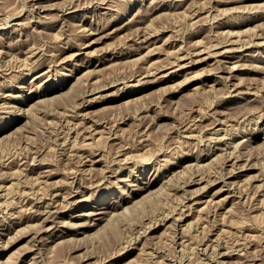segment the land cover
<instances>
[{"label": "rangeland", "instance_id": "1", "mask_svg": "<svg viewBox=\"0 0 264 264\" xmlns=\"http://www.w3.org/2000/svg\"><path fill=\"white\" fill-rule=\"evenodd\" d=\"M107 1H109V0H37V1L36 0H0V14H1L0 15V44H1L0 45V48H1L0 54H2V56L0 55V59H1L0 60V69H1L0 70V96L2 94V96L0 97V131H2L4 128H6V126H8L9 124L12 125L7 130L0 132V177L2 178V179L0 178V185L2 184L0 186V188L4 187V188L0 189V205H1L2 201H5L0 206V212L2 211L0 213V221L2 220V222L4 223V224L0 223V228H1L0 229V232H1L0 233V236H1L0 237V240H1L0 241V264H6V263H8V264H32V263L33 264H59L60 262H61L60 264H62V263H64V264H180V263L181 264H187L188 263L189 264L190 262H192L193 264H205V263L207 264L209 261L212 264H221L222 262H225V264H248V263H250V264L262 263L263 264L264 260L262 258H264V255H263V253H264V251H263L264 250V248H263V246H264V236H263L264 231H262V230H264V222H262V221H264V218H263V215H264L263 214L264 213V207L263 206H264V204L262 203V200L264 199V191H263L264 190L263 189L264 188V186H263L264 185V179H263L264 178V133H263L264 132V128H263L264 127V121H263L264 117L261 114L264 113V62H263L264 61V41H263L264 40V17H263L264 16V8H263L264 3L261 4V2L262 1L264 2V0L260 1V5L257 4L258 6L255 7V9H257V10H255V12H253L254 10H252V9H254V7L249 9L250 7L247 4L249 2L247 0H227L228 3H222V2L219 3V0H216V1L213 0L212 2H211V0L210 1L205 0V2L203 0L201 2V4L199 2L200 0H198V1L193 0L194 2L192 0H186L185 5H183V6H180V7L177 6V8H175L176 6H173L175 8V10L172 6L164 7V9L159 10L158 13H154L155 15L154 14L151 15L152 7H158L157 5H159V7H160V5H163V3H166V2L168 3V1H171V0H161V2H160V0H156V1H158L156 3H155V0H151V3H149L150 0H121V1L120 0H110L109 2H107ZM162 1H163V3H162ZM223 1H226V0H223ZM33 2L34 3L37 2V3L34 4ZM92 2L93 3L95 2V3L93 4ZM206 2H208V4L211 5V7ZM32 3L34 5H32ZM50 3H52L53 5ZM110 3H112V4H110ZM194 3H197L198 6H196V4L194 6ZM256 3H259V1ZM54 4L56 6H54ZM150 4H152L153 6ZM187 4H191V5H188V7H187ZM203 4L204 5L207 4V5L204 6ZM213 4L214 5L217 4L218 6L217 5L214 6ZM250 4L251 3H249V5ZM38 5H39V7H38ZM42 5H43V7H41ZM149 5H150V7H149ZM34 6H36V8ZM192 6L195 8H192ZM199 6H201V7H199ZM259 6L261 7V9ZM50 7H51V9H50ZM219 7H221L222 10ZM59 8H60V10H59ZM145 8H146V10H145ZM148 8H150V11ZM198 8H199V10H198ZM213 8L214 9L216 8V10H214ZM217 8H219L221 10V12ZM224 9H225V11H224ZM247 9H248V11H247ZM189 10H190V12H189ZM204 10H207V11H204ZM168 11H169V13H171V15L168 13ZM173 11H174V13H173ZM195 11H196V13H195ZM245 11H247V12H245ZM32 12H34V13H32ZM89 12H90V14H89ZM207 12H208V14H207ZM210 12L212 13L213 16H217V17H215V20H214V17L211 15ZM249 12H251V14ZM122 13L125 15H123ZM185 13L187 15H185ZM188 13H189V15H188ZM190 13H193V16ZM260 13H262V14H260ZM16 14H17V16H16ZM148 14H150V15L148 16ZM157 14H159V15H157ZM27 15L28 16L30 15V17H28ZM3 16L6 19H8L7 23H6V19L2 18ZM73 16H75V17L73 18ZM150 16L151 17L154 16V17L151 18ZM189 16H192L193 19H191L192 17L189 18ZM207 17L213 18V20L212 19L211 20L215 23H211L212 21L210 19H208ZM132 18L138 20L139 21V22H137L138 24L134 23L135 24V25L133 24L134 26H132L131 24H130L131 26L127 25L125 27V29H123L122 31L119 32V34L113 33V31H114L113 29L118 28V26L122 27V25H124L125 22H128ZM19 19H20V21H19ZM145 19H147V20H145ZM118 20H119V23H118ZM151 21H152V23H150ZM221 21L224 23V24L222 23L223 29L221 30L224 33H222V35L219 36L220 35L219 32H221V31H219L220 29L216 28V26H217V22L221 23ZM2 22L4 24H2ZM140 22L141 23L143 22V23L141 24ZM145 22H146L147 26L144 25ZM147 22H148V24H147ZM204 23H206V24H204ZM233 23H234V25H233ZM149 24L151 27L149 26ZM96 25H98V26H96ZM85 26H87V27H85ZM90 26H92V27H90ZM104 26H105V28H104ZM141 26H144V28L146 30L148 29L147 31H149L150 33L153 31H156L155 33H157L158 31L160 32V33L158 32L157 34L154 35L155 40L157 37L160 38V39L157 38L158 40H160V42H158V45H156V46H159L162 42H164L163 38L165 39V43H163L162 46L160 45L159 47H157L156 50L155 49L152 50V54L148 51L149 49H146L143 46H140V43H139L141 41L140 37L145 33L144 31H146ZM197 26H198V28H197ZM84 27L87 28L86 32L82 30V29L85 30ZM100 27H102L103 29ZM133 27L134 28L136 27L137 29L136 28L131 29ZM156 27L159 28L160 30L157 29ZM162 27H163V29H162ZM164 27H165V29H164ZM194 27H196V28L194 29ZM93 28H94V30H93ZM149 28H155V29L149 30ZM200 28H201V30H199ZM140 29H143V30H140ZM196 29H197V31L198 30L199 31L197 32ZM78 30H79V32H78ZM211 30H213V31H211ZM95 31L98 34L93 35L90 40H87L88 41L87 42L86 38L88 37L90 32L92 33ZM109 31H112V34H111L112 38H110V37L100 38L99 37V36L102 37L103 35L110 33ZM131 31L132 32L135 31L134 33H132L133 35H131ZM137 31H138V33H137ZM163 31H164V34H163ZM260 31H262V32H260ZM82 32H84V33H82ZM88 32H89V34H87ZM194 32H196V33H194ZM134 34H137V35H134ZM107 35H109V34H107ZM138 35H139V38H138ZM159 35H160V37H159ZM258 35H259V37H258ZM131 36H132V39H131ZM169 36H171V38H167V39H169L170 41L166 39V37H169ZM216 36H217V39L215 38ZM250 36L251 37L253 36V37L250 38ZM134 37H136V38H134ZM161 37H162V39H161ZM178 37H179V39H178ZM234 38H236V39L234 40ZM247 38H249V40H246ZM237 39H238V41H236ZM240 39H241V42L239 43ZM257 39L260 40V42ZM25 40H27V42ZM216 40H218V42L220 40L223 41L222 42L223 44H225L227 42L226 40H228V41L234 40L235 44H233L232 47L237 48V49L240 48V49H238V51H237L238 53H237L236 52L237 49L232 48L235 52H232L229 55L233 56L235 54L234 56L235 57L239 56V58L244 55V57L241 58L242 61L238 58L232 59V63L235 62L233 65L238 63L236 66H239V67H237L238 69H235L234 75L231 76L229 79H226L227 77H229L228 75H230L228 72L230 71L231 68H228V67L229 66L234 67V66H231L232 65L231 62L226 63L225 62L226 60H224L222 62V64L219 63V64H216V66H215V64H214V66L213 65L212 66L211 65H201L197 68H194V69L188 71L187 73H185V72L181 73L179 76L175 77V80L173 79L172 81H166V82L161 81V83H160V81L155 82V80L158 79L157 76H159V74H161V75L164 74L165 70H162V71L158 70L156 72V70H153V68H151V67H154V66L157 67V65L158 66L162 65L164 62H166L167 64L170 63L169 65H172L176 59L175 57H178L179 55H181L180 54L181 51L193 50L191 52V53H193L195 51V49H197L198 46L200 45L199 44L200 42H201V45L199 47H201V46L205 47V45H207V47H205V48L208 49L209 48L208 45L210 47H212L215 44H217V46L220 47V45H222V43L219 42V44H218V42H216ZM242 40H244V41H242ZM72 41H73V43H72ZM134 41H136V42H134ZM137 41H139V42H137ZM198 41H200V42H198ZM246 41H248V42H246ZM17 42H19V43H17ZM86 42L89 43L90 46L85 47L84 50L76 57V60L74 58H70L71 53L76 52L74 50L63 54V50L65 48H67L68 46L72 45L75 47L77 44V48H78L81 46V44L86 43ZM196 42L198 45L196 44ZM252 42H254V43H252ZM257 42H258V44H257ZM15 43H17V44H15ZM22 43H23V45H22ZM138 43H139V45H138ZM241 43H243V44H241ZM25 44H27V45H25ZM228 44H230V43H228ZM239 44H241L242 46L241 45L239 46ZM253 44H255V46ZM31 45H34V46L31 47ZM63 45L64 46L66 45V46L63 47ZM245 45L246 46L249 45V46H247V49H246ZM9 46H11V48ZM14 46H16V47H14ZM115 46H117V48ZM120 46H122V47L120 48ZM174 46H175V48H174ZM182 46H183V48H182ZM215 46H214V48H215ZM217 46L215 48L216 50H218L217 48H219ZM19 47L20 48L22 47L21 48L22 51H20L21 49ZM112 47H114V48H112ZM258 47H260V49ZM33 48L36 49L38 51V53L40 52V54L36 53L37 51H35ZM59 48H61V50ZM8 49L10 52L8 51ZM56 49H58V50H56ZM74 49H76V48H74ZM176 49H177V51L180 52V53H176L178 55L174 54V51L177 52ZM179 49H181V50H179ZM261 49H263V50H261ZM110 50H112V51H110ZM121 50H122V52H121ZM239 50H242V51H239ZM249 50H250V52H249ZM257 50H259V51H257ZM7 51H8V53H7ZM16 51H20V52H16ZM105 51H106V53H105ZM115 51H118V52H115ZM146 51H147V53H146ZM171 51H173V52L170 53ZM213 51H214V49H213ZM27 52L29 53L28 55H27ZM56 52H57V54L54 55ZM60 53L62 56L60 55ZM186 53H188V52H186ZM15 54L18 58L15 56ZM50 54L53 55V58H52V55H50ZM66 54L67 55L69 54L68 55L69 59H68V56H65ZM118 54L119 55L122 54V56H120V58L117 59V61H115V64L117 63L116 65L114 64V66L113 65L109 66V63H108L105 67L101 68L99 71L94 70V68H93L92 69V70H94L93 72H97V73H93V72L88 73V74H91L90 76H88L87 72H91L90 70L92 67L90 68V67L81 66V64H83L84 62H85L84 64H86L88 62V60H90V59L97 60V59H99L101 57H105V56H106L105 58H107V57L110 58L111 55H118ZM146 54L149 58L147 56H144ZM148 54H150V56ZM169 54H171V55H169ZM57 55H58V57H57ZM30 56H32V57H30ZM54 56H55V58H54ZM169 56L171 59L169 58ZM122 57H124V58H122ZM172 57H174V59ZM261 57H263V58H261ZM144 58H146V59H144ZM259 58H261L260 59L261 61L259 60ZM28 59H29V61L27 62ZM16 60H18V62ZM20 60H22V61H20ZM148 60L149 61L152 60V62L156 61L157 64L155 63L153 65L154 62L151 64V62H149ZM169 60H173V62L169 61ZM243 60H244V62H243ZM23 61L26 62V63H23L24 65L22 64ZM257 61H258V63H257ZM50 62L51 63L54 62V63L51 64ZM122 62H123V64H121ZM158 62H159V64H158ZM112 63H114V62H112ZM148 63L153 65V66L150 65L151 66L150 67ZM160 63H162V64H160ZM26 64L28 66L29 65L30 66L28 67ZM49 64H51V65H49ZM75 64H76V66H75ZM144 64H145V66H144ZM244 64H246L248 66H246ZM146 65L148 66V68ZM163 65H166V64L164 63ZM51 66H52L51 69L50 68L47 69L48 67H51ZM54 66L56 68H54ZM135 66H136V68H134ZM217 66H219V67H217ZM220 66H221V68H220ZM77 67H79V68L81 67V69H78ZM223 67H226L229 71H227V69H225ZM247 67L249 68V70ZM251 67H252V69H251ZM257 67H259V68H257ZM88 68L90 70H88ZM143 68L148 70L150 72V74L148 71L142 70ZM149 68L152 70H150ZM222 68H223V70L219 71V69H222ZM47 70L49 72L51 71L49 73V75L47 74V72H48ZM55 70H56V72H54ZM83 70H85L86 73ZM45 71H47L46 74L44 73ZM81 71H82V73H81ZM152 71H155L156 74H155V72H153V75H152V73H151ZM216 71H218V72H216ZM142 72H143V74H142ZM209 72H212V73H209ZM139 73H141L140 76L144 75L143 80L145 79V83L142 80V77L138 76ZM145 73H146V75H145ZM85 74H87V76ZM147 74L149 76H147ZM196 74L197 75L201 74V76L198 77ZM194 75H196V76L194 77ZM44 76H45V78H44ZM134 76H136V77H134ZM49 77H51V78H49ZM130 77L132 80L130 79ZM138 77L141 79H139ZM146 77H147V80H146ZM153 77H155L156 79ZM46 78H49V79L47 80ZM136 78H138V79H136ZM188 78H190V79H188ZM187 79L189 81L186 83L185 81ZM43 80H45V81H43ZM148 80H151V81H148ZM222 80H223V82H221ZM228 80H229V82H228ZM41 81L43 82L44 85L41 84L42 83ZM120 81H122V82H120ZM147 81L151 82V83L149 84ZM152 81H153V83H152ZM183 81L186 84L185 83L183 84ZM138 82H140V84L142 83L143 85L142 84L140 85ZM180 82H182V83H180ZM224 82H226L227 85H229L231 83L229 85L230 88H233L234 85L236 88L234 87L235 89L234 88L230 89L226 85V83H224ZM39 83H40V85H39ZM107 83H109L110 85L108 86ZM135 83L136 84L138 83V84L136 85ZM212 83L213 84L215 83L214 84L215 88L212 87ZM59 84L62 87H60V89L57 91V93L60 94V96H58L57 98H54L52 100H49V101H47L45 103H41V104L37 103V100H33L28 105H23V103H22L23 100L30 98V96L33 93L40 91V90H44L45 88H48L51 86H56V85L58 86ZM134 84H135V86H134ZM181 84H183V87ZM236 84L238 86H236ZM103 86H105V89L103 88ZM126 86H128V87H126ZM195 86H197L198 88L200 86H203V88L200 87L198 89L196 87L195 90L201 89L199 92V91L194 90ZM204 86L205 87L207 86V87L204 88ZM209 86H210V88H212L214 90L210 89ZM226 86H227V88H226ZM98 87H100V88H98ZM239 88H241V89H239ZM248 88L251 91H247V90H249ZM37 89H39V90H37ZM97 89H98V91H97ZM93 90H94V92H93ZM228 90L230 91V93H228L229 92ZM246 92H248V93H246ZM86 93H87V95H85ZM257 93H258V95H257ZM99 95H100V97H99ZM233 96H235V97H233ZM92 97H94V98H92ZM222 97L225 100H223ZM249 97H251V98H249ZM22 98H24V99H22ZM89 99L90 100L94 99V101L96 100V102L91 106L90 109H87V111H84L82 107L80 108V106H82L80 103H82L84 101V103H83V105H84L88 102L87 100H89ZM79 104H80V106H77ZM5 106H7V107L9 106V107L7 108ZM11 106H12V108H11ZM13 106H14V108H13ZM15 107H17V109ZM35 107H37V109L39 107L38 111L36 110ZM20 108H22L23 110L22 109L20 110ZM28 110L34 111V112H32V115H34V116L31 117L32 115L30 114L29 119L27 117L26 118L24 117V112H27ZM77 110L79 112H82V111L83 112L80 114ZM215 110H217V111H215ZM45 111H47V112H45ZM210 111L211 112L214 111L213 112L214 114H210ZM38 112H41V113H38ZM42 112H45V113H42ZM48 112L50 113V115ZM52 112L53 113L55 112V114H53ZM56 112L59 115L58 114L56 115ZM85 112H87V113H85ZM221 113H222V115H221ZM35 114H36V116H35ZM78 114H80V115H78ZM207 114L209 116H207ZM82 115H84V116H82ZM259 115H261V116H259ZM139 116L140 117L143 116V117L139 118ZM200 116H201V118H200ZM217 117H218V119H217ZM238 117H239V120L241 119L242 121L240 120L241 124L237 125V123L239 122V121H237ZM243 117L244 118L246 117L245 120H243ZM262 117H263V119H262ZM79 119L81 121L84 120L83 122H81V123H83L82 124L83 126L81 125L80 127H75L77 124H78L77 126H79V124H81ZM249 119H250V122H249ZM210 120H213V122H210ZM220 120H222L224 122H222V121L220 122ZM226 120H227V122H225ZM190 121H191V123H190ZM192 121L195 123H193ZM214 121L216 123H214ZM91 122L93 123L96 130H98V128L102 129V130L95 131L94 133H96V134L92 133L95 130V128L94 129L92 128L93 125H91V127H90L92 129H90L89 127L87 128V126H85L86 124L88 126H90V124H92ZM188 123H190L189 124L190 128H189V126H187ZM196 123H198V124H196ZM232 123H233V125H232ZM256 123L257 124L260 123V124L257 125ZM242 124H244V125H242ZM106 125H107V127H106ZM109 125L112 128L110 127V129H109ZM197 125H198V127H197ZM200 125H202V126L200 127ZM209 125H213V126L206 128V126L208 127ZM239 125H241V126H239ZM185 126H186V128H184ZM84 127H85V130H83ZM103 127H104V129H103ZM238 127H239V129H238ZM69 128H70V130H69ZM86 128H87V130H86ZM198 128H200V129H198ZM219 128L220 129L223 128V129L220 130ZM240 128L244 129L245 131L240 129ZM259 128H261V129H259ZM194 129L196 131L195 136H194V133H195ZM251 129H253V131ZM255 129H258V130H255ZM80 130H83V131L80 132ZM104 130H107V131H104ZM108 130L109 131L111 130V132H108ZM198 130L199 131L201 130V131L198 132ZM203 130L206 132H204ZM214 130L216 132L212 133ZM70 131H71V134H70ZM101 131L102 132L104 131L105 133L108 132L110 134L107 136L108 133L104 134V132L102 133ZM142 131H143V133H142ZM235 131H238V134ZM239 131H240V133H239ZM242 131L244 132V135H243ZM77 132L79 135L77 134ZM99 132H101V133H99ZM190 132L191 133L193 132L192 133L193 135ZM197 133H199L200 136H199V134L197 135ZM203 133L205 136L203 135ZM76 134L78 136H76V139H75ZM82 134H84V135H82ZM85 134H86V136H85ZM99 134L100 135L103 134L102 137L99 136ZM201 134H202V136H201ZM223 134H225L224 136H226L225 137L226 139L223 137ZM236 134H237V136H236ZM240 134H242V135L240 136ZM89 136L90 137L92 136V137L90 138ZM94 136H96V137H94ZM196 136H197V138L202 137L200 139L201 141L199 140V138L197 139ZM213 136H215V137H213ZM97 137H99V139H97ZM141 137L144 138L143 141H142ZM203 137H205V138H203ZM222 137H223V139H222ZM210 138L213 139L214 141L211 140ZM218 138H220V139H218ZM243 138H246V140ZM79 139H80V142H79ZM95 139H97V140H95ZM224 139H225V142H224ZM233 139L235 142L233 141ZM241 139H243L241 141L242 145L239 142ZM82 140H84V141H82ZM205 140L208 143V145H206L207 147L205 146V143H206ZM230 140H232V143ZM251 140H252V142H251ZM90 141H94L93 143L96 146L91 145L93 143H91ZM209 141H211V142H209ZM74 142H75V144H74ZM84 142L86 145L84 144ZM86 142L87 143L90 142L91 144L88 143V145H87ZM249 142H251V143H249ZM63 143L65 145H62ZM227 143L228 144L230 143V145L232 147L230 145H228ZM236 143H239L240 146H239V144H236ZM72 144H74V145H72ZM215 144L219 148L215 147ZM249 144L251 146H254V147L252 148ZM75 145H77V147H75ZM78 145H80V146H78ZM89 145L94 146V148L91 146L89 147ZM144 145H145V147H144ZM236 145H238L239 147ZM66 146L69 148H67ZM84 146L85 147L88 146L89 148L86 147L84 149ZM221 146H224V147H221ZM234 146H236L237 148L236 147L234 148ZM247 146L250 148H248ZM62 147H64V148H62ZM72 147H74V148H72ZM78 147H79V149H77ZM209 147H211V149ZM98 148L100 149V151ZM223 148L226 150H224ZM87 149L88 150L90 149V150L87 151ZM207 149H208V152H207ZM230 149L232 151L234 150V152H236L237 154L239 152L238 156L236 155V153L234 154V152L232 155V152ZM249 149L251 151H254V152L251 153V151ZM78 151L81 154L78 153ZM224 151H225V153H224ZM226 151L228 153H226ZM242 151H244L243 153L246 155L241 153ZM249 151L251 154L249 153ZM33 152H35V154ZM70 152L72 153L73 156L70 155L71 154ZM75 152H77L78 154ZM89 152H90V154H89ZM217 152H219V155L222 153V158L220 157L221 155L219 156ZM60 153H62L61 156H60ZM19 154L20 155L22 154L23 156L21 155L22 156L21 157ZM83 154H85V155H83ZM242 154H243V156H242ZM35 155H36V157H35ZM81 155H83V158ZM90 155L91 156L93 155V156L90 157ZM223 155H225V156H223ZM234 155L236 156L235 158L240 161V165L242 164V166L247 165L248 160L244 159L245 156L248 157V159L250 158L249 157L250 155L252 157L250 158L251 161L250 160H249L250 162L248 161V165L246 166V168L242 169L243 171L242 170L238 171L239 169L236 170L237 173H241V177H239V178L235 177V178H232L229 180L231 182V183L229 182L230 187H232V188H233V186L235 188L238 187L239 186L238 184H240V183H242L241 184L242 186H244V184L251 186L250 188L247 185L244 186V188H242V186H239L238 187L239 190L236 188V190H235L236 195L234 197L235 199L233 198L231 200L232 203H230L228 205V209H229V207H231V212L233 211V213L226 212V214H224L226 210L221 208L222 207V204H221L222 200L221 201H219V200L222 198H225V196H226L225 199H227L228 198L227 192H225L224 195L221 196L219 199L215 200L217 203L214 201L215 203L212 202L209 204L201 205L200 207L197 208V210H192V211H188V209L186 210V208L184 207L185 206L184 201H182L181 198L182 197L186 198L187 196L192 195L194 193V191L196 190V188L199 187L198 185H197V187L196 186L190 187V185H192L191 184L192 180L193 179L195 180L197 178L203 179L205 177V179H203L204 181L212 183L213 181L210 182L212 179L213 180H216L218 178L222 179L223 176L224 177L229 176L230 175L229 173H232L234 169L232 167V162H229L228 161L229 158H226V156L231 157ZM239 155H240V157H239ZM14 156L17 158H15ZM76 156L81 157V158L77 157L78 158L77 159ZM217 156L220 157L222 160L220 158H218ZM241 156H242V158H241ZM12 157H14V158H12ZM19 157H21V158H19ZM72 157H74V159ZM87 157H88V159H87ZM223 157H225L224 158L225 160L223 159ZM237 157H239V158H237ZM92 158H94V159H92ZM196 158H197V160H196ZM210 158H212V159H210ZM213 158L215 160H217V163L216 162L214 163L215 160ZM8 159L10 160V162ZM11 159H14V161H11ZM30 159L32 160V162ZM33 159H35L34 162H33ZM65 159L68 160V162ZM75 159H77V161ZM59 160H61V161L59 162ZM70 160L72 163H69ZM92 160H94V161L92 162ZM193 160H194V163H196L195 165H194V163L191 164L193 162ZM74 161H75V163H74ZM95 161H98V162L96 163ZM19 162L22 163L21 164L22 166L20 165ZM89 162L94 163V164L90 165ZM198 162L200 164L204 163L205 166L202 164V166H203L202 167ZM224 162L226 164H223ZM73 163L76 165H73ZM212 163H214L215 165L217 164V165L215 166L213 164V166H214L213 167ZM228 163H231V164H228ZM243 163L245 165H243ZM26 164H27V166H26ZM49 164H50V166H49ZM81 164H83V165H81ZM114 164H116V165H114ZM189 164H191L192 166H190ZM10 165H12V166H10ZM14 165H16V166H14ZM33 165H35V166H33ZM68 165H71V167ZM198 165H200L199 167H201V168H198ZM42 166H44V167H42ZM75 166L77 167V169ZM92 166H93V168H92ZM11 167H13L14 169L17 167L18 169L16 171L19 174L17 172H15V170ZM22 167H24V169L28 168V167L29 168L24 170ZM67 167L70 168L71 170L75 169V173H77V174H74V171H71V173H70V169H68ZM86 167H88V168H86ZM216 167L218 170L216 169ZM230 167L232 169V172H230L231 171V169H229ZM248 167H249V169H248ZM21 168L23 171L21 170ZM81 168H82V170H84L85 173L83 171H81ZM213 168H215V169H213ZM220 168L223 171L222 173L219 172V171H221V170H219ZM105 169L108 171H106ZM199 169H200V171H199ZM205 169L206 170L208 169V170L206 171ZM13 170H14V172H13ZM20 170L22 171V174H20ZM46 170H48V172ZM76 170H78L79 172ZM185 170L187 173L190 171L191 175H193V178L190 175V173L185 174L182 172ZM187 170H189V171H187ZM201 170H203V171H201ZM2 171H4V172L8 171V175H7V173H4V172L2 174L1 173ZM27 171L29 172V174L27 173ZM41 171H43V172H41ZM45 171H46V173H48V175H50L51 171H52V174L50 176H48L46 173H44ZM88 171H90V172H88ZM117 171H118V173H117ZM192 171L194 173H196L197 175L198 174L199 175L197 176L196 174L192 173ZM12 172L14 173V175L12 174ZM23 172H24V176H23ZM53 172H54V174H53ZM65 172L66 173L68 172L69 174L68 173L66 174ZM205 172H208V173H205ZM87 173H90V174H87ZM104 173H106V174H104ZM180 173H181V175H180ZM209 173H210V175H209ZM213 173H214V175H213ZM4 174H6V175L4 176ZM26 174H28V175L26 176ZM41 174L45 175V177L42 178L43 175H41ZM70 174L72 175V177L70 176ZM182 174H184L188 177L184 176V178H183ZM200 174H202V175H200ZM220 174H222L223 176ZM83 175H85V176L83 177ZM179 175H180V178L182 177L181 179L180 178L178 179ZM3 176H4V178H3ZM189 176H191V177H189ZM216 176H218V177H216ZM258 176H260V177H258ZM38 177H40L39 180H42V179L43 180L38 182L39 181V180L37 181ZM254 177L257 181L255 179H253ZM45 178H47V179H45ZM173 178H176V179H173ZM207 178H208V180H207ZM210 178H211V180H210ZM102 179H104V180H102ZM170 179L173 182H171ZM190 179H191V181H190ZM251 179L255 180V181L252 182ZM14 180H15V182H14ZM65 180H67V181L69 180V181L66 182ZM71 180H73L74 182L71 183L70 182ZM99 180L101 182L100 184H99ZM182 180H184V182H182ZM233 180H234V182H232ZM64 181L66 182V184H64L65 183ZM162 181H164L163 186H162V184H163ZM177 181H179V182H177ZM187 181H188V183H187ZM2 182L6 183L5 186ZM16 182H19V183H16ZM167 182L170 184H168ZM261 182H262V184H261ZM44 183H45V186H43ZM73 183H75V184H73ZM10 184H12V185H10ZM15 184L16 185L19 184L18 186H21V187L19 188ZM20 184H22V185H20ZM25 184L28 185L29 187L31 186L32 188L27 187ZM149 184L150 185L154 184V188L152 189L153 190L152 193H150L151 192L150 190H144V188L147 187ZM177 184H178V186H177ZM184 184H186V186ZM204 184H206V183H204ZM232 184H235V185L232 186ZM259 184L261 186L256 187V185H259ZM70 185H71V187H70ZM171 185H172V187H170ZM183 185H184V187H183ZM221 185L222 184H219V183L213 184L212 186L214 187V189L212 190V193L215 192L218 188H221ZM42 186H43V188H41ZM80 186H81L82 190L79 189ZM167 186H168V188H166ZM201 186H204V185L202 184ZM6 187H7V189H6ZM53 187H55V188H53ZM72 187H73V189H72ZM245 187L248 190H246ZM35 188L37 191L34 190ZM165 188L167 190H165ZM175 188H178V189H175ZM18 189H19L21 194L19 192H17ZM75 189H77L78 191L77 190L75 191ZM88 189H90V190H88ZM180 189H181V191H180ZM188 189L191 191H189ZM225 189H228V187H226ZM241 189H243V190H241ZM244 189H245V191H244ZM8 190L13 191V192H9ZM52 190H54V191H52ZM192 190H193V193L191 194ZM240 190L244 191V192H242V194H241V192H239ZM258 190L261 192H259ZM25 191H26V193H25ZM31 191L34 194L30 193ZM63 191H64V194H63ZM71 191H72V193H71ZM168 191L171 193L168 194L169 193ZM172 191H174V192H172ZM176 191H177V193H176ZM4 192L5 193L7 192V194H5ZM35 192L38 194H36ZM58 192H60V195H58L59 194ZM80 192L82 193V195ZM181 192L184 193L183 195H186V196H183ZM8 193H11V195ZM69 193H71L72 196ZM30 194L31 195L33 194V195L30 196ZM52 194H53V196H52ZM239 194H241V195L239 196ZM253 194L254 195L257 194V195L254 196ZM16 195H18V196L16 197ZM25 195L27 198L25 197ZM47 195L49 196V199H47L48 198ZM63 195H65V196H63ZM252 195H253V197H252ZM6 196L8 197V200H7ZM29 196H30V198H29ZM67 196H68V198H67ZM246 196H247V198H246ZM31 197H32V199H31ZM251 197L252 198L255 197V198L252 200ZM258 197H260V198H258ZM54 198L55 199L57 198L59 201H57V199L55 200ZM10 199H13V200L11 201ZM25 199H26V201H25ZM40 199H42V200H40ZM6 200H7V202H6ZM21 200L23 202H26V203H23ZM47 200L50 202L52 201L51 202L52 204L50 202H47ZM54 200L57 202L54 203ZM183 200H185V204H186L187 198L183 199ZM234 200L235 201L237 200L238 202L237 201L235 202ZM257 200H258V202H257ZM39 201H41V203ZM66 202H68L70 206H68V203L66 205ZM263 202H264V200H263ZM42 203H44V204L42 205ZM104 203L105 204H108V203L109 204H117V205H118V203L119 204L123 203V205H125V206L127 205V206L126 207L124 206V208H126V210L123 209L124 211H122L120 216L117 215V217L116 216L112 217L111 220L109 218V221H111V222L113 221L112 223L109 222L107 219L102 224H100L99 226H97L93 229H90V230L85 229L86 226L88 227L89 224L90 225L92 224V216L94 213L97 212L96 210H97L98 206L99 205H105ZM255 203H256V205H255ZM261 203H262V205H261ZM25 204H27L28 206L27 205L25 206ZM74 204H76V205H74ZM78 204H79V206H78ZM179 204L182 205L183 207L182 206L180 207ZM253 204H254V206H253ZM257 204H258V206H257ZM60 205H62V206H60ZM204 205L205 206L208 205V207L206 206V208L203 209L202 207ZM2 206H4V207H2ZM23 206H25V207H23ZM260 206H262V207H260ZM35 207H36V209H35ZM47 207H50V208H52V211L53 210L55 211V213H53V219L55 218L56 222H54V224H52V229L53 228L54 229L50 230V231H43V232L39 233L38 235H36L40 239L38 240V238H37V240L39 241L38 242L39 244L36 243V245H35V239H34V242H33V240L29 241V239H33L32 235L35 233V231H38L37 227L39 226L38 228H40V226H42V225H40L41 223L37 219L39 216L37 214H39L42 211V209H46ZM89 207H91V208H89ZM258 207H260V208H258ZM25 208H28V209L26 210ZM30 208L31 209L34 208L32 210H34V211L36 210V211L34 212V211L30 210ZM38 208H40L41 211ZM174 208L175 209L177 208L176 209L177 211L174 210ZM183 208H184V212L185 213L187 212L186 214L189 215L188 221L180 222V223H179V221H176V220L174 221L175 218H177V219L179 218L177 215H180V213L182 211L181 209H183ZM199 208H201V209H199ZM250 208H252V209H250ZM23 210H25V211H23ZM28 210H30V212ZM57 210H59V211H57ZM62 210H64V211H62ZM171 212L173 215L171 214ZM9 213H11V214H9ZM86 213H89V214H86ZM166 213H167V215H165ZM189 213H191V214H189ZM227 213L230 214L231 216L228 215ZM12 214H14L16 216H14ZM54 214L59 215V216L55 217ZM168 214H170V215H168ZM223 215L226 217V219L224 218V220L222 218ZM10 216H11V218H10ZM7 217H8V219H7ZM14 217L16 218V220H18V221L20 220L19 221L20 224H18L19 223L18 222L16 224L17 226H15V224H13L12 218H14ZM33 217H34V220H33ZM161 218L163 219V221L165 223L162 222ZM166 218H168V219H166ZM257 218H260V220ZM6 220H8V222ZM57 220H59L58 221L59 223L57 222ZM37 221L40 224H38ZM107 221H108V223H107ZM9 222L11 224H9ZM174 222H177V225ZM224 222H226V223H224ZM230 222H233V223L231 224ZM35 223H36V225H35ZM146 223H148V224H146ZM155 223L156 224L158 223L157 224L158 226ZM262 223H263V225H262ZM33 224L37 227H34ZM171 224H173V225H171ZM185 224H187V225H185ZM223 224H224V226H223ZM227 224L229 226H227ZM32 225H33L34 229L30 228V227H32ZM230 225H232V226H230ZM150 226L152 228H150ZM183 226L185 227L184 229H183ZM55 227L57 228V230L55 229ZM175 227H177V228H175ZM221 227H223V228H221ZM8 228H9V230H8ZM18 228L19 229L21 228L19 230V232L17 231ZM144 228H146L145 229L146 231L144 230ZM188 228H189V230H188ZM6 229H7V231H6ZM84 229L87 231L84 234H79V231H81V230L83 231ZM140 229H142L143 232H142V230L140 231ZM147 229H149L148 230L149 232H147ZM223 229H225V230H223ZM1 230L4 233H2ZM23 230H24L25 234L24 233H23L24 235L19 234V233L23 232ZM28 230H32V231H29V232H31L30 233L31 235L28 234L29 233ZM64 230L68 233L63 238L58 239V240H56L54 238H49L51 235V232H53V231L64 232ZM216 230L219 232V234ZM212 231L213 232L216 231V232L213 233ZM175 232L177 233V236H176ZM139 233H141V234L139 235ZM15 234L16 235L19 234V235L16 236ZM215 234H217V235H215ZM14 235H15L14 240H12L13 237H11V236H14ZM143 236H144V238H143ZM145 236H146V238L147 237H150V238H148V240H147L145 238ZM216 236H218V237H216ZM8 237H9V241H8ZM138 237H141V239H139ZM249 237H250V239H249ZM252 237L254 239H252ZM41 238H42V241H41ZM207 238H208V240H207ZM246 238L249 239V242ZM46 239H48V241ZM217 239H220V240H217ZM238 239H240V241L237 242ZM245 240H246V242H244V243H247V244H244L242 242ZM209 241L210 242L212 241L213 243L211 242L212 243L211 244V243H209ZM230 241H232V242L229 244ZM234 241L237 243V245ZM41 242H42V244H41ZM226 242H228V243H226ZM248 243H249V245H248ZM125 244H126V246H125ZM209 244H211V245H209ZM218 244H220V245H218ZM227 244H229V245L226 246ZM204 245H208L207 248H204ZM242 245H244V246H242ZM32 246L34 249L30 248ZM239 246L242 247L243 250H241L242 248H239ZM247 246H249V247H247ZM208 247H209V249H208ZM217 247L219 248V250L217 249ZM214 248L218 251L214 250ZM222 248H223V251H222ZM200 249H201V251H200ZM37 250H39V252ZM224 250L225 251L229 250L231 252L228 251V253H229L228 254ZM237 250L240 253H238ZM250 251L252 252V254L250 253ZM244 252H247V253H244ZM254 253H255V255H254ZM258 253H259V255H258ZM36 254H38V255L40 254V255L37 256ZM212 254H213V256H211ZM246 254H248V255H246ZM202 255H203V258H202ZM212 257H214V258L212 259ZM240 257H242L243 259H245V257H246V259L242 260V258L240 259ZM222 258H223V260L221 261L220 259H222ZM198 260H202V261L199 262ZM206 260H208V261H206ZM185 262H187V263H185ZM192 263H190V264H192ZM210 263H208V264H210Z\"/></svg>", "mask_w": 264, "mask_h": 264}, {"label": "bare ground", "instance_id": "2", "mask_svg": "<svg viewBox=\"0 0 264 264\" xmlns=\"http://www.w3.org/2000/svg\"><path fill=\"white\" fill-rule=\"evenodd\" d=\"M36 1H37V0H36ZM109 1H110V0H109ZM109 1H107V2H109ZM120 1H121V0H120ZM192 1H193V0H192ZM197 1H198V0H197ZM202 1H203V0H200V1H199L200 4H201ZM206 1H207V0H206ZM209 1H210V0H209ZM209 1H208V2H209ZM212 1H213V0H211V2H212ZM215 1H216V0H215ZM247 1H248L249 3H251L250 5H249V3H247L248 6L250 7L249 9H251L252 7H254V9H252V10H254L253 12H255V10H257V9H255V7H257L258 5H260V1H262V0H247ZM258 1H259V3H256V2H258ZM39 2H40V1H39ZM41 2H42V1H41ZM44 2H45V1H44ZM50 2H51V1H50ZM112 2H113V1H112ZM122 2H123V1H122ZM144 2H145V1H144ZM148 2H149V1H148ZM156 2H158V1L155 0V3H156ZM160 2H161V0H160ZM185 2H186V0H171V1H168V3H167V2H166V3H163V1H162L163 5H160V7H159V5H157L158 7H152V9H151V15H153L154 13H158V11L161 10V9H164V7H169V6H172V7H173V6H176L175 8H177V6H179V7H180V6H183V5H185ZM193 2H194V1H193ZM204 2H205V0H204ZM204 2H203V3H204ZM208 2H206V3L208 4ZM217 2H218V1H217ZM221 2H222V3H228L227 0H226V1L219 0V3H221ZM33 3H34V2H33ZM33 3H32V5L36 4L37 2L34 3V4H33ZM92 3H93V2H92ZM94 3H95V2H94ZM94 3H93V4H94ZM142 3H143V2H142ZM149 3H151V0H150ZM191 3H192V2H191ZM240 3H241V2H240ZM255 3H256V4H255ZM262 3H264V2L262 1L261 4H262ZM50 4H52V3H50ZM110 4H112V3H110ZM195 4H196V6H198L197 3H194V6H195ZM198 4H199V3H198ZM207 4H205V5L203 4V5L206 6ZM211 4H212V3H211ZM229 4H230V3H229ZM257 4H258V5H257ZM32 5H31V6H32ZM43 5H44V4H43ZM43 5H42L41 7H43ZM48 5H49V4H48ZM48 5H47V6H48ZM52 5H53V4H52ZM146 5H147V4H146ZM150 5H152V4H150ZM150 5H149V7H150ZM188 5H191V4H187V7H188ZM203 5H202V6H203ZM208 5H209V4H208ZM213 5H214V4H213ZM216 5H217V4H216ZM216 5H214V6H216ZM36 6H37V5H36ZM36 6H34V7L36 8ZM50 6H51V5H50ZM54 6H56V5L54 4ZM54 6H53V7H54ZM141 6H142V5H141ZM147 6H148V5H147ZM147 6H146V7H147ZM152 6H153V5H152ZM155 6H156V5H155ZM209 6L211 7V5H209ZM217 6H218V5H217ZM261 6H262V5H261ZM263 6H264V4H263ZM263 6H262V7H263ZM38 7H39V5H38ZM44 7H45V6H44ZM172 7H171V8H172ZM187 7H186V8H187ZM199 7H201V6H199ZM223 7H224V6H223ZM259 7H260V6H259ZM259 7H258V8H259ZM88 8H89V7H88ZM140 8H141V7H140ZM173 8H174V7H173ZM175 8H174V10H175ZM186 8H185V9H186ZM192 8H195V7L192 6ZM196 8H197V7H196ZM206 8H207V7H206ZM219 8H221V7H219ZM219 8H217V9L221 12L222 8H221V10H220ZM227 8H228V7H227ZM247 8H248V7H247ZM263 8H264V7H263ZM41 9H42V8H41ZM48 9H49V8H48ZM50 9H51V7H50ZM148 9H149V11H150V8H148ZM166 9H167V8H166ZM187 9H188V8H187ZM210 9H211V8H210ZM213 9H214V8H213ZM260 9H261V7H260ZM57 10H58V9H57ZM59 10H60V8H59ZM145 10H146V8H145ZM168 10H169V9H168ZM195 10H196V9H195ZM198 10H199V8H198ZM207 10H208V9H207ZM207 10H204V11H207ZM214 10H216V8H215ZM252 10H251V11H252ZM25 11H26V10H25ZM31 11H32V10H31ZM61 11H62V10H61ZM90 11H91V10H90ZM147 11H148V10H147ZM169 11H170V10H169ZM169 11H168V13H169ZM177 11H178V10H177ZM177 11H176V12H177ZM224 11H225V9H224ZM224 11H223V12H224ZM247 11H248V9H247ZM247 11H245V12H247ZM260 11H261V10H260ZM36 12H37V11H36ZM62 12H63V11H62ZM178 12H179V11H178ZM178 12H177V13H178ZM189 12H190V10H189ZM197 12H198V11H197ZM208 12H209V11H208ZM208 12H207V14H208ZM215 12H216V11H215ZM217 12H218V11H217ZM257 12H258V11H257ZM19 13H20V12H19ZM24 13H25V12H24ZM32 13H34V12H32ZM37 13H38V12H37ZM149 13H150V12H149ZM173 13H174V11H173ZM177 13H176V14H177ZM193 13H194V12H193ZM193 13H190V14L193 16ZM195 13H196V11H195ZM195 13H194V14H195ZM205 13H206V12H205ZM210 13H211V12H210ZM224 13H225V12H224ZM249 13L251 14V12H249ZM258 13H259V12H258ZM17 14H18V13H17ZM17 14H16V16H17ZM21 14H22V13H21ZM28 14H29V13H28ZM85 14H86V13H85ZM89 14H90V12H89ZM122 14H123V13H122ZM169 14L171 15V13H169ZM199 14H200V13H199ZM227 14H228V13H227ZM260 14H262V13H260ZM0 15H1V14H0ZM33 15H34V14H33ZM39 15H40V14H39ZM123 15H125V14H123ZM149 15H150V14H148V16H149ZM154 15H155V14H154ZM157 15H159V14H157ZM185 15H187V14L185 13ZM188 15H189V13H188ZM211 15H212V13H211ZM211 15H210V16H211ZM27 16H28V15H27ZM119 16H120V15H119ZM192 16H189V18L192 17ZM212 16H213V15H212ZM212 16H211V17H212ZM222 16H223V15H222ZM7 17H8V16H7ZM12 17H13V16H12ZM23 17H24V16H23ZM28 17H30V15H29ZM31 17H32V16H31ZM70 17H71V16H70ZM74 17H75V16H73V18H74ZM85 17H86V16H85ZM121 17H122V16H121ZM150 17H151V16H150ZM152 17H154V16H152ZM152 17H151V18H152ZM156 17H157V16H156ZM186 17H187V16H186ZM208 17H209V16H208ZM208 17H207V18H208ZM213 17H214V20H215V17H217V16H213ZM254 17H255V16H254ZM263 17H264V16H263ZM2 18H5V17L3 16ZM251 18H252V17H251ZM5 19H6V18H5ZM5 19H4V20H5ZM9 19H10V18H9ZM191 19H193V17H192ZM205 19H206V18H205ZM208 19H210V20L212 19V20H213V18H208ZM217 19H218V18H217ZM221 19H222V18H221ZM11 20H12V19H11ZM85 20H86V19H85ZM135 20H136V19H133V18H132L131 20H129V21L127 20L128 22H125V24L122 25V27H121V26H120V27L118 26V28L113 29V30H114V31L112 30L113 33H118V34H119V32L122 31L123 29H125V27H126L127 25H130V24H131L132 26H134V25H135L134 23L139 22L138 20H136V21H135ZM145 20H147V19H145ZM152 20H153V19H152ZM206 20H207V19H206ZM212 20H211V21H212ZM253 20H254V19H253ZM7 21H8V19H6V23H7ZM9 21H10V20H9ZM19 21H20V19H19ZM36 21H37V20H36ZM141 21H142V20H141ZM217 21H218V20H217ZM39 22H40V21H39ZM91 22H92V21H91ZM143 22H144V21H143ZM143 22H142V23H143ZM148 22H149V21H148ZM148 22H147V24H148ZM204 22H205V21H204ZM206 22H207V21H206ZM209 22H210V21H209ZM16 23H17V22H16ZM40 23H41V22H40ZM40 23H39V24H40ZM118 23H119V20H118ZM121 23H122V22H121ZM140 23H141V22H140ZM142 23H141V24H142ZM150 23H152V21H151ZM211 23H215V22L212 21ZM222 23H223L222 21H221V23L217 22V26H216V28L220 29L219 31H221V30L223 29V28H222V27H223V26H222ZM228 23H229V22H228ZM2 24H4V23L2 22ZM133 24H134V25H133ZM137 24H138V23H137ZM141 24H140V25H141ZM204 24H206V23H204ZM209 24H210V23H209ZM223 24H224V23H223ZM225 24H226V23H225ZM5 25H6V24H5ZM20 25H21V24H20ZM92 25H93V24H92ZM131 25H130V26H131ZM144 25L147 26V25H146V22H145ZM152 25H153V24H152ZM207 25H208V24H207ZM215 25H216V24H215ZM227 25H228V24H227ZM233 25H234V23H233ZM81 26H82V25H81ZM96 26H98V25H96ZM149 26H150V24H149ZM198 26H199V25H198ZM198 26H197V28H198ZM85 27H87V26H85ZM85 27H84V28H85ZM90 27H92V26H90ZM141 27H143V29H145L144 26H141ZM141 27H140V28H141ZM150 27H151V26H150ZM210 27H211V26H210ZM79 28H80V27H79ZM100 28H102V27H100ZM104 28H105V26H104ZM135 28H136V27H135ZM135 28L133 27V28H131V29H135ZM138 28H139V27H138ZM156 28H157V27H156ZM195 28H196V27H194V29H195ZM95 29H96V28H95ZM102 29H103V28H102ZM106 29H107V28H106ZM136 29H137V28H136ZM143 29H140V30H143ZM152 29L154 30L155 28H149V30H152ZM157 29H159V28H157ZM157 29H156V30H157ZM162 29H163V27H162ZM164 29H165V27H164ZM166 29H167V28H166ZM16 30H17V29H16ZM79 30H80V29H79ZM79 30H78V32H79ZM82 30L86 32L87 28H85V30H84V29H82ZM93 30H94V28H93ZM145 30H146V29H145ZM147 30H148V29H147ZM147 30L144 31L145 33L143 32L144 34L140 37L141 41H140V42L137 41V42L140 43V46H143L144 48L149 49L148 51L152 54V50H154V49L156 50V48L159 47L160 45L162 46V44L165 43V39L163 38V41H164V42H162L159 46H156V45H158V42H160V40H158V39H160V38L157 37L158 39L156 38V40H155V38H154L155 36H154V35L157 34L159 31H158L157 33H155L156 31H153V32L150 33V32L147 31ZM159 30H160V29H159ZM199 30H201V28H200ZM199 30H198V31H199ZM80 31H81V30H80ZM88 31H89V30H88ZM97 31H98V30H97ZM99 31H100V30H99ZM112 31H109L110 33H107L108 31L106 32V33L109 34L110 36L107 35V34H105V35H103L102 37H101V36H99V37H100V38H108V37L112 38V37H111ZM135 31H136V30H135ZM135 31H134V32H135ZM138 31H139V30H138ZM138 31H137V33H138ZM165 31H166V30H165ZM196 31H197V29H196ZM198 31H197V32H198ZM211 31H213V30H211ZM102 32H103V31H102ZM134 32L131 31V35H133L132 33H134ZM161 32H162V31H161ZM258 32H259V31H258ZM258 32H257V33H258ZM260 32H262V31H260ZM82 33H84V32H82ZM159 33H160V32H159ZM194 33H196V32H194ZM216 33H217V32H216ZM219 33H220V35H219V34H218V35L221 36L222 33H224V32L221 31V32H219ZM85 34H86V33H85ZM85 34H84V35H85ZM87 34H89V32H88ZM96 34H98V33H96V31H95V32H92V33L90 32V34H89L88 37L86 38V41H87V40H90V39L92 38V36H93V35H96ZM141 34H142V33H141ZM163 34H164V31H163ZM163 34H162V35H163ZM200 34H201V33H200ZM211 34H212V33H211ZM260 34H261V33H260ZM262 34H263V33H262ZM84 35H83V36H84ZM134 35H137V34H134ZM193 35H194V34H193ZM212 35H213V34H212ZM255 35H256V34H255ZM255 35H254V36H255ZM86 36H87V35H86ZM214 36H215V35H214ZM214 36H213V37H214ZM262 36H263V35H262ZM84 37H85V36H84ZM129 37H130V36H129ZM159 37H160V35H159ZM252 37H253V36H252ZM252 37L250 36V38H252ZM256 37H257V36H256ZM258 37H259V35H258ZM260 37H261V36H260ZM134 38H136V37H134ZM138 38H139V35H138ZM167 38H171V36L166 37V39H167ZM215 38L217 39V36H216ZM218 38H219V37H218ZM131 39H132V36H131ZM161 39H162V37H161ZM174 39H175V38H174ZM178 39H179V37H178ZM219 39H220V38H219ZM235 39H236V38H234V40H235ZM128 40H129V39H128ZM133 40H134V39H133ZM167 40H169V39H167ZM183 40H184V39H183ZM183 40H182V41H183ZM234 40H232V41H230V40H229V41L226 40L227 42L225 41V42H226L225 44H223V43H222L223 41L220 40L219 42L222 43V45H220V47L217 46V44H215L217 47H219V48H217L218 50L215 49L216 46H215L214 44H213V45L215 46V48H214V46H212V47H213V48H212V47H210L209 45H208V47H209L208 49L205 48V47H207V45H205V47H204V46L199 47V46L201 45V42H200V41H198V42H200V43H199L200 45L198 46L197 49H195V51H194L193 53H191L193 50H191V51H190V50H189V51H186V50L184 51V50H183V51H181V53H180V52L177 51V49H176L177 52L174 51V54H175V55H178V54H176V53H180L181 55H179L178 57H175V58H176V59H175L176 62L174 61V63H173L172 65H169L170 63L167 64L166 62H164L166 65H163L164 63H163V64L160 63V64H162V65H159V66L157 65V67H156V66L151 67V66H153V65L156 63V61H155V62L153 61V62H154V63H153L152 60H151V61L148 60L149 62H151V64L153 63V65H151V64H149V63H148V64H149V66L151 65L150 67L153 68V70H156V72H157L158 70H159V71L165 70V73H164V74H162V75L159 74V76L161 75L160 77L157 76L158 79L155 80V82H156V81H160V83H161V81L166 82V81H172L173 79L175 80V77L179 76L181 73H184V72L187 73L188 71H190V70H192V69H194V68H197V67H199V66H201V65H211V66L213 65V66H214V64H215V66H216V64H219V63L222 64V62H223L224 60H226V61H225L226 63H227V62H231V63H232V59H235V58H238V59L241 60V58L244 57V55H243L242 57H240V58H239V56H238V57H235V56H234L235 54H234L233 56L229 55L230 53L235 52L233 49H237V48L232 47V45L235 44ZM246 40H249V38H247ZM250 40H251V39H250ZM257 40H258V39H257ZM22 41H23V40H22ZM25 41L27 42V40H25ZM67 41H68V40H67ZM70 41H71V40H70ZM169 41H170V40H169ZM178 41H179V40H178ZM236 41H238V39H237ZM242 41H244V40H242ZM255 41H256V40H255ZM258 41L260 42V40H258ZM263 41H264V40H263ZM263 41H262V42H263ZM26 42H25V43H26ZM87 42H88V41H87ZM87 42L81 44V46L79 45L80 47H78V48H77V44H76L75 47L71 45V46H68V47L65 48V49L63 48V49H64V50L62 49V50H63V54H64V53H68V52L74 50V51H76V52L71 53L70 58H74V59L76 60V57H77V56H78V55L84 50V48L90 46V44L87 43ZM134 42H136V41H134ZM167 42H168V41H167ZM179 42H180V41H179ZM216 42H218V40H216ZM219 42H218V44H219ZM240 42H241V39H240L239 43H240ZM246 42H248V41H246ZM17 43H19V42H17ZM17 43H15V44H17ZM67 43H68V42H67ZM70 43H71V42H70ZM72 43H73V41H72ZM139 43H138V45H139ZM181 43H182V42H181ZM183 43H184V42H183ZM228 43H230V44H228ZM237 43H238V42H237ZM244 43H245V42H244ZM252 43H254V42H252ZM252 43H251V44H252ZM255 43H256V42H255ZM20 44H21V43H20ZM174 44H175V43H174ZM196 44H197V42H196ZM226 44H227V45H226ZM241 44H243V43H241ZM241 44H239V46H240ZM257 44H258V42H257ZM259 44H260V43H259ZM0 45H1V44H0ZM2 45H3V44H2ZM22 45H23V43H22ZM22 45H21V46H22ZM25 45H27V44H25ZM25 45H24V46H25ZM122 45H123V44H122ZM124 45H125V44H124ZM169 45H170V44H169ZM197 45H198V44H197ZM253 45L255 46V44H253ZM253 45H252V46H253ZM17 46H18V45H17ZM33 46H34V45H31V47H33ZM65 46H66V45H65ZM65 46L63 45V47H65ZM235 46H236V45H235ZM241 46H242V45H241ZM245 46H246V45H245ZM245 46H244V47H245ZM247 46H249V45H247ZM247 46H246V49H247ZM257 46H258V45H257ZM9 47L11 48V46H9ZM14 47H16V46H14ZM29 47H30V46H29ZM58 47H59V46H58ZM115 47L117 48V46H115ZM121 47H122V46H120V48H121ZM152 47H153V48H152ZM178 47H179V46H178ZM178 47H177V48H178ZM3 48H4V47H3ZM5 48H6V47H5ZM17 48H18V47H17ZM19 48H20V47H19ZM21 48H22V47H21ZM21 48H20V49H21ZM74 48H76V49H74ZM112 48H114V47H112ZM174 48H175V46H174ZM179 48H180V47H179ZM182 48H183V46H182ZM210 48H211V49H210ZM232 48H233V49H232ZM258 48L260 49V47H258ZM12 49H13V48H12ZM12 49H11V50H12ZM25 49H26V48H25ZM31 49H32V48H31ZM33 49H34V48H33ZM59 49L61 50V48H59ZM118 49H119V48H118ZM122 49H123V48H122ZM140 49H141V48H140ZM213 49H214V51H213ZM238 49H240V48H238ZM238 49L236 50V52L238 51ZM241 49H242V48H241ZM244 49H245V48H244ZM252 49H253V48H252ZM0 50H1V48H0ZM13 50H14V49H13ZM13 50H12V51H13ZM18 50H19V49H18ZM23 50H24V49H23ZM27 50H28V49H27ZM29 50H30V49H29ZM34 50L37 51L36 49H34ZM56 50H58V49H56ZM56 50H55V51H56ZM112 50H113V49H112ZM112 50H110V51H112ZM115 50H116V49H115ZM119 50H120V49H119ZM127 50H128V49H127ZM157 50H158V49H157ZM179 50H181V49H179ZM261 50H263V49H261ZM8 51H9V49H8ZM8 51H7V53H8ZM20 51H22V49H21ZM20 51H16V52H20ZM24 51H25V50H24ZM31 51H32V50H31ZM110 51H109V52H110ZM123 51H124V50H123ZM130 51H131V50H130ZM239 51H242V50H239ZM245 51H246V50H245ZM257 51H259V50H257ZM9 52H10V51H9ZM13 52H14V51H13ZM53 52H54V51H53ZM60 52H61V51H60ZM107 52H108V51H107ZM113 52H114V51H113ZM115 52H118V51H115ZM119 52H120V51H119ZM121 52H122V50H121ZM121 52H120V53H121ZM125 52H126V51H125ZM128 52H129V51H128ZM154 52H155V51H154ZM154 52H153V53H154ZM157 52H158V51H157ZM159 52H160V51H159ZM172 52H173V51H171L170 53H172ZM186 52H188V53H186ZM249 52H250V50H249ZM260 52H261V51H260ZM0 53H1V51H0ZM30 53H31V52H30ZM33 53H34V52H33ZM36 53H38V51H37ZM105 53H106V51H105ZM123 53H124V52H123ZM146 53H147V51H146ZM237 53H238V52H237ZM241 53H242V52H241ZM9 54H10V53H9ZM28 54H29V53L27 52V55H28ZM38 54H40V52H39ZM52 54H53V53H52ZM52 54H50V55H52ZM56 54H57V52H56L54 55H56ZM112 54H113V53H112ZM126 54H127V53H126ZM128 54H129V53H128ZM174 54H173V55H174ZM0 55L2 56V54H0ZM5 55H6V54H5ZM35 55H36V54H35ZM60 55H61V53H60ZM68 55H69V54H68ZM68 55L66 54L65 56H68ZM123 55H124V54H123ZM129 55H130V54H129ZM133 55H134V54H133ZM148 55L150 56V54H148ZM169 55H171V54H169ZM175 55H174V56H175ZM3 56H4V55H3ZM6 56H7V55H6ZM15 56H16V54H15ZM18 56H19V55H18ZM32 56H33V55H32ZM32 56H30V57H32ZM42 56H43V55H42ZM61 56H62V55H61ZM120 56H122V54H121V55H119V54H118V55H111L110 58H108V57L105 58V57H106V56H105V57H101V58H99V59L96 58L97 60L90 59V60H88V62H87L86 64H84L85 62H84L83 64H81V66H83V67H90V68L92 67L91 70L88 68V70H90L91 72H87V74H88V73H92L94 70H98V71H99L101 68L105 67L108 63H109V66H110V65H113V66H114L115 61H117V59H119ZM144 56H147V54L144 55ZM11 57H12V56H11ZM16 57H17V56H16ZM25 57H26V56H25ZM25 57H24V58H25ZM28 57H29V56H28ZM57 57H58V55H57ZM147 57H148V56H147ZM245 57H246V56H245ZM2 58H3V57H2ZM17 58H18V57H17ZM17 58H16V59H17ZM52 58H53V55H52ZM54 58H55V56H54ZM122 58H124V57H122ZM148 58H149V57H148ZM148 58H147V59H148ZM166 58H167V57H166ZM169 58H170V56H169ZM172 58L174 59V57H172ZM261 58H263V57H261ZM261 58H259V60H260ZM21 59H22V58H21ZM26 59H27V58H26ZM58 59H59V58H58ZM62 59H63V58H62ZM66 59H67V58H66ZM68 59H69V56H68ZM128 59H129V58H128ZM128 59H127V60H128ZM144 59H146V58H144ZM170 59H171V58H170ZM0 60H1V59H0ZM63 60H64V59H63ZM166 60H167V59H166ZM166 60H165V61H166ZM16 61L18 62V60H16ZM20 61H22V60H20ZM28 61H29V59L27 60V62H28ZM50 61H51V60H50ZM61 61H62V60H61ZM61 61H60V62H61ZM67 61H68V60H67ZM122 61H123V60H122ZM128 61H129V60H128ZM169 61H172V62H173V60H169ZM169 61H168V62H169ZM237 61H238V60H237ZM241 61H242V60H241ZM260 61H261V60H260ZM68 62H69V61H68ZM68 62H67V63H68ZM112 62H114V63H112ZM120 62H121V61H120ZM126 62H127V61H126ZM146 62H147V61H146ZM233 62H234V61H233ZM243 62H244V60H243ZM263 62H264V61H263ZM23 63H26V62L23 61L22 64H23ZM48 63H49V62H48ZM50 63H51V62H50ZM52 63H54V62H52ZM52 63H51V64H52ZM65 63H66V62H65ZM111 63H112V64H111ZM129 63H130V62H129ZM234 63H235V62H234ZM234 63H232V65H231V66H234V67H230V66L228 67V68H231L230 71H229L226 67H223V68L227 69V71H229L228 73L230 74V75H228L229 77H227V78L225 77L226 79H229L231 76H233L234 73H235V69H238L237 67H239V66H236L238 63L235 64V65H233ZM257 63H258V61H257ZM28 64H29V63H28ZM51 64H49V65H51ZM56 64H57V63H56ZM56 64H55V65H56ZM58 64H59V63H58ZM116 64H117V63H116ZM116 64H115V65H116ZM118 64H119V63H118ZM121 64H123V62H122ZM156 64H157V63H156ZM158 64H159V62H158ZM23 65H24V64H23ZM23 65H22V66H23ZM26 65H27V64H26ZM47 65H48V64H47ZM61 65H62V64H61ZM223 65H224V64H223ZM225 65H226V64H225ZM228 65H229V64H228ZM228 65H227V66H228ZM239 65H240V64H239ZM244 65H246V64H244ZM258 65H259V64H258ZM22 66H21V67H22ZM27 66H28V65H27ZM29 66H30V65H29ZM29 66H28V67H29ZM75 66H76V64H75ZM77 66H78V65H77ZM79 66H80V65H79ZM144 66H145V64H144ZM144 66H143V67H144ZM146 66H147V65H146ZM211 66H210V67H211ZM235 66H236V67H235ZM246 66H248V65H246ZM28 67H27V68H28ZM138 67H139V66H138ZM217 67H219V66H217ZM49 68L51 69L52 66H51V67H48L47 69H49ZM54 68H56V67L54 66ZM77 68H78V69H81V67H80V68L77 67ZM93 68H94V70H92ZM134 68H136V66H135ZM144 68H145V67H144ZM144 68H143L142 70H146V69H144ZM147 68H148V66H147ZM220 68H221V66H220ZM223 68H222V69H219V71H220V70H223ZM247 68H248V67H247ZM257 68H259V67H257ZM28 69H29V68H28ZM149 69H150V68H149ZM211 69H212V68H211ZM239 69H240V68H239ZM251 69H252V67H251ZM0 70H1V69H0ZM76 70H77V69H76ZM85 70H86V69H85ZM85 70H83V71H85ZM150 70H152V69H150ZM209 70H210V69H209ZM209 70H208V71H209ZM217 70H218V69H217ZM243 70H244V69H243ZM245 70H246V69H245ZM248 70H249V68H248ZM47 71H48V70H47ZM47 71H45L44 73L46 74ZM71 71H72V70H71ZM86 71H87V70H86ZM86 71H85V73H86ZM146 71H148V70H146ZM210 71H211V70H210ZM213 71H214V70H213ZM213 71H212V72H213ZM34 72H35V71H34ZM50 72H51V71H50ZM50 72L48 71L47 74L49 75ZM54 72H56V70H55ZM58 72H59V71H58ZM148 72H149V71H148ZM153 72H155V71H152V72H151L152 75H153ZM156 72H155V74H156ZM192 72H193V71H192ZM212 72H209V73H212ZM216 72H218V71H216ZM2 73H3V72H2ZM81 73H82V71H81ZM93 73H97V72H93ZM160 73H161V72H160ZM209 73H208V74H209ZM214 73H215V72H214ZM226 73H227V72H226ZM19 74H20V73H19ZM87 74H85V75L87 76ZM140 74H141V73H139V75H138V74H137V75L140 76ZM142 74H143V72H142ZM149 74H150V72H149ZM201 74H202V73H201ZM201 74H200V75H197V74H196V75L199 77V76H201ZM50 75H51V74H50ZM83 75H84V74H83ZM90 75H91V74H88V76H90ZM93 75H94V74H93ZM93 75H92V76H93ZM137 75H136V76H137ZM145 75H146V73H145ZM196 75H194V77H195ZM202 75H203V74H202ZM136 76H134V77H136ZM147 76H149V75L147 74ZM223 76H224V75H223ZM236 76H237V75H236ZM38 77H39V76H38ZM140 77H142V80H143L144 75H143V76L141 75ZM208 77H209V76H208ZM220 77H221V76H220ZM1 78H2V77H1ZM39 78H40V77H39ZM44 78H45V76H44ZM49 78H51V77H49ZM49 78H46V79L48 80ZM138 78H139V77H138ZM138 78H136V79H138ZM153 78H155V77H153ZM190 78H191V77H190ZM190 78H188V79H190ZM201 78H202V77H201ZM204 78H205V77H204ZM235 78H236V77H235ZM130 79H131V77H130ZM139 79H141V78H139ZM155 79H156V78H155ZM188 79L185 81L186 83L189 81ZM193 79H194V78H193ZM211 79H212V78H211ZM221 79H222V78H221ZM39 80H40V79H39ZM131 80H132V79H131ZM146 80H147V77H146ZM209 80H210V79H209ZM223 80H224V79H223ZM223 80H222L221 82H223ZM43 81H45V80H43ZM137 81H138V80H137ZM139 81H140V80H139ZM143 81H144V83H145V79H144ZM148 81H151V80H148ZM148 81H147V82H148ZM218 81H219V80H218ZM226 81H227V80H226ZM36 82H37V81H36ZM41 82H42V81H41ZM117 82H118V81H117ZM120 82H122V81H120ZM128 82H129V81H128ZM185 82L183 81V84H184ZM192 82H193V81H192ZM212 82H213V81H212ZM228 82H229V80H228ZM230 82H231V81H230ZM138 83L140 84V82H138ZM138 83H137V84H138ZM148 83L150 84L151 82H148ZM152 83H153V81H152ZM180 83H182V82H180ZM186 83H185V84H186ZM224 83H226V82H224ZM233 83H234V82H233ZM233 83H232V84H233ZM41 84H43V82H42ZM63 84H64V83H63ZM135 84H136V83H135ZM135 84H134V86H135ZM137 84H136V85H137ZM141 84H142V83H141ZM141 84H140V85H141ZM166 84H167V83H166ZM183 84H181L182 87H183ZM206 84H207V83H206ZM214 84H215V83H214ZM214 84L212 83V87H214ZM216 84H217V83H216ZM230 84H231V83H230ZM230 84H229V85H230ZM240 84H241V83H240ZM240 84H239V85H240ZM39 85H40V83H39ZM43 85H44V84H43ZM104 85H105V84H104ZM107 85L109 86L110 84L107 83ZM125 85H126V84H125ZM127 85H128V84H127ZM142 85H143V84H142ZM162 85H163V84H162ZM201 85H202V84H201ZM203 85H204V84H203ZM209 85H210V84H209ZM226 85H227V83H226ZM229 85H227V86L229 87ZM241 85H242V84H241ZM128 86H129V85H128ZM128 86H126V87H128ZM134 86H133V87H134ZM138 86H139V85H138ZM179 86H180V85H179ZM197 86H198V85H197ZM197 86H195L194 90L196 89ZM227 86H226V88H227ZM231 86H232V85H231ZM236 86H238V85L236 84ZM39 87H40V86H39ZM42 87H43V86H42ZM60 87H62V86L59 84L58 86H57V85H56V86H51V87L45 88L44 90L37 91V92L33 93V94L30 96V98H28V99H26V100H23L22 103H23V105H28L31 101H33V100H37V103L41 104V103H45V102H47V101H49V100H52V99H54V98H57L58 96H60V94L57 93V91L60 89ZM126 87H125V88H126ZM191 87H192V86H191ZM200 87L203 88V86H200ZM200 87H199V88H200ZM206 87H207V86H206ZM206 87L204 86V88H206ZM224 87H225V86H224ZM234 87H235V85H234ZM234 87H233V88H234ZM98 88H100V87H98ZM103 88L105 89V86H103ZM189 88H190V87H189ZM197 88H198V87H197ZM199 88H198V89H199ZM209 88H210V86H209ZM214 88H215V87H214ZM226 88H225V89H226ZM229 88H230V87H229ZM233 88H230V89H233ZM235 88H236V87H235ZM235 88H234V89H235ZM250 88H251V87H250ZM252 88H253V87H252ZM144 89H145V88H144ZM210 89H212V88H210ZM230 89H229V90H230ZM237 89H238V88H237ZM239 89H241V88H239ZM248 89H249V88H248ZM253 89H254V88H253ZM37 90H39V89H37ZM122 90H123V89H122ZM125 90H126V89H125ZM131 90H132V89H131ZM180 90H181V89H180ZM180 90H179V91H180ZM200 90H201V89H200ZM200 90H195V91H199V92H200ZM212 90H214V89H212ZM229 90H228V91H229ZM91 91H92V90H91ZM97 91H98V89H97ZM230 91H231V90H230ZM230 91H229L228 93H230ZM247 91H251V90L249 89V90H247ZM33 92H34V91H33ZM93 92H94V90H93ZM95 92H96V91H95ZM131 92H132V91H131ZM231 92H232V91H231ZM253 92H254V91H253ZM60 93H61V92H60ZM89 93H90V92H89ZM97 93H98V92H97ZM124 93H125V92H124ZM246 93H248V92H246ZM254 93H255V92H254ZM254 93H253V94H254ZM258 93H259V92H258ZM258 93H257V95H258ZM90 94H91V93H90ZM127 94H128V93H127ZM255 94H256V93H255ZM255 94H254V95H255ZM85 95H87V93H86ZM85 95H84V96H85ZM100 95H101V94H100ZM100 95H99V97H100ZM229 95H230V94H229ZM1 96H2V94H1ZM1 96H0V97H1ZM7 96H8V95H7ZM101 96H102V95H101ZM95 97H96V96H95ZM97 97H98V96H97ZM233 97H235V96H233ZM259 97H260V96H259ZM92 98H94V97H92ZM102 98H103V97H102ZM222 98H223V97H222ZM249 98H251V97H249ZM22 99H24V98H22ZM96 99H97V98H96ZM256 99H257V98H256ZM2 100H3V99H2ZM223 100H225V99L223 98ZM18 101H19V100H18ZM87 101H88V102H87L86 104L83 105V103H84V101H83L82 103H80L82 106H80V104L77 105V106H80V108L82 107L84 111H87V109H90L91 106L96 102V100L94 101V99H93V100H90V99H89V100H87ZM35 102H36V101H35ZM35 102H34V103H35ZM85 102H86V101H85ZM253 102H254V101H253ZM13 105H14V104H13ZM9 106H10V105H9ZM9 106H8V107H9ZM217 106H218V105H217ZM5 107H7V106H5ZM8 107H7V108H8ZM19 107H20V106H19ZM11 108H12V106H11ZM11 108H10V109H11ZM13 108H14V106H13ZM15 108L17 109V107H15ZM35 108H36V110L38 111L39 107H38V109H37V107H35ZM35 108H34V109H35ZM75 108H76V107H75ZM21 109H22V108H20V110H21ZM40 109H41V108H40ZM76 109H77V108H76ZM76 109H75V110H76ZM78 109H79V108H78ZM11 110H12V109H11ZM22 110H23V109H22ZM24 110H25V109H24ZM36 110H35V111H36ZM80 110H81V109H80ZM218 110H219V109H218ZM14 111H15V110H14ZM43 111H44V110H43ZM77 111H78V110H77ZM215 111H217V110H215ZM32 112H34V111H29V110H28L27 112H24V117H25V118L27 117V118L29 119L30 114L32 115ZM45 112H47V111H45ZM45 112H42V113H45ZM75 112H76V111H75ZM78 112H79V111H78ZM82 112H83V111H82ZM82 112H79V113L81 114ZM195 112H196V111H195ZM208 112H209V111H208ZM213 112H214V111H213ZM213 112L210 111V114H214ZM218 112H219V111H218ZM9 113H10V112H9ZM35 113H36V112H35ZM38 113H41V112H38ZM48 113H49V112H48ZM52 113H53V112H52ZM52 113H51V114H52ZM72 113H73V112H72ZM76 113H77V112H76ZM85 113H87V112H85ZM222 113H223V112H222ZM222 113H221V115H222ZM259 113H260V112H259ZM36 114H37V113H36ZM36 114H35V116H36ZM53 114H55V112H54ZM57 114H58V113L56 112V115H57ZM74 114H75V113H74ZM80 114H78V115H80ZM83 114H84V113H83ZM263 114H264V113H262L261 115L264 117ZM22 115H23V114H22ZM45 115H46V114H45ZM49 115H50V113H49ZM49 115H48V116H49ZM58 115H59V114H58ZM205 115H206V114H205ZM217 115H218V114H217ZM219 115H220V114H219ZM261 115H259V116H261ZM33 116H34V115H32L31 117H33ZM42 116H43V115H42ZM82 116H84V115H82ZM82 116H81V117H82ZM207 116H209V115L207 114ZM210 116H211V115H210ZM212 116H213V115H212ZM242 116H243V115H242ZM244 116H245V115H244ZM44 117H45V116H44ZM50 117H51V116H50ZM52 117H53V116H52ZM58 117H59V116H58ZM63 117H64V116H63ZM71 117H72V116H71ZM76 117H77V116H76ZM81 117H80V118H81ZM142 117H143V116H142ZM142 117L139 116V118H142ZM195 117H196V116H195ZM213 117H214V116H213ZM218 117H219V116H218ZM218 117H217V119H218ZM263 117H262V119H263ZM60 118H61V117H60ZM139 118H138V119H139ZM200 118H201V116H200ZM208 118H209V117H208ZM214 118H215V117H214ZM214 118H213V119H214ZM219 118H220V117H219ZM240 118H241V117H240ZM245 118H246V117H245ZM245 118L243 117V120H245ZM259 118H260V117H259ZM31 119H32V118H31ZM191 119H192V118H191ZM194 119H195V118H194ZM202 119H203V118H202ZM215 119H216V118H215ZM14 120H15V119H14ZM32 120H33V119H32ZM75 120H76V119H75ZM77 120H78V119H77ZM79 120H80V119H79ZM92 120H93V119H92ZM94 120H95V119H94ZM196 120H197V119H196ZM196 120H195V121H196ZM200 120H201V119H200ZM228 120H229V119H228ZM231 120H232V119H231ZM235 120H236V119H235ZM240 120H241V119H240ZM240 120H239V117H238V120H237V121L240 122ZM259 120H260V119H259ZM27 121H28V120H27ZM64 121H65V120H64ZM83 121H84V120H82V121L80 120V123L83 122ZM95 121H96V120H95ZM221 121H222V120H220V122H221ZM241 121H242V120H241ZM257 121H258V120H257ZM260 121H261V120H260ZM263 121H264V120H263ZM78 122H79V121H78ZM86 122H87V121H86ZM97 122H98V121H97ZM100 122H101V121H100ZM192 122H193V121H192ZM201 122H202V121H201ZM210 122H213V120H210ZM222 122H224V121H222ZM225 122H227V120H226ZM239 122L237 123V125H238V124H241V122H240V123H239ZM249 122H250V119H249ZM75 123H76V122H75ZM91 123H92V122H91ZM106 123H107V122H106ZM190 123H191V121H190ZM190 123L187 124V126H189V128H190V125H189ZM193 123H195V122H193ZM214 123H216V122L214 121ZM217 123H218V122H217ZM243 123H244V122H243ZM262 123H263V122H262ZM82 124H83V123L79 124V126H77L78 124H77L76 126H75V125H74V126H75V127H80ZM89 124H90V123H89ZM98 124H99V123H98ZM196 124H198V123H196ZM202 124H203V123H202ZM211 124H212V123H211ZM225 124H226V123H225ZM229 124H230V123H229ZM234 124H235V123H234ZM256 124H257V123H256ZM259 124H260V123H259ZM259 124H257V125H259ZM91 125H93V123L90 124V126H88L87 124H86L85 126H87V128H88V127L90 128ZM213 125H214V124H213ZM213 125H209L208 127L206 126V128H209L210 126L212 127ZM215 125H216V124H215ZM221 125H222V124H221ZM232 125H233V123H232ZM242 125H244V124H242ZM257 125H256V126H257ZM11 126H12V125L9 124L8 126H6V128H4V129H3L2 131H0V132H3V131H5V130H7V129L10 128ZM13 126H14V125H13ZM82 126H83V125H82ZM96 126H97V125H96ZM101 126H102V125H101ZM113 126H114V125H113ZM143 126H144V125H143ZM191 126H192V125H191ZM201 126H202V125H200V127H201ZM227 126H228V125H227ZM230 126H231V125H230ZM234 126H235V125H234ZM239 126H241V125H239ZM75 127H74V128H75ZM106 127H107V125H106ZM110 127H111V126L109 125V129H110ZM197 127H198V125H197ZM197 127H196V128H197ZM228 127H229V126H228ZM228 127H227V128H228ZM246 127H247V126H246ZM87 128H86V130H87ZM92 128H93V129L95 128L94 125L92 126ZM92 128H90V129H92ZM101 128H102V127H101ZM111 128H112V127H111ZM113 128H114V127H113ZM184 128H186V126H185ZM193 128H194V127H193ZM202 128H203V127H202ZM206 128H205V129H206ZM224 128H225V127H224ZM229 128H230V127H229ZM232 128H233V127H232ZM232 128H231V129H232ZM243 128H244V127H243ZM251 128H252V127H251ZM263 128H264V127H263ZM66 129H67V128H66ZM71 129H72V128H71ZM81 129H82V128H81ZM103 129H104V127H103ZM117 129H118V128H117ZM198 129H200V128H198ZM217 129H218V128H217ZM217 129H216V130H217ZM219 129H220V128H219ZM222 129H223V128H222ZM222 129H220V130H222ZM225 129H226V128H225ZM225 129H224V130H225ZM233 129H234V128H233ZM236 129H237V128H236ZM238 129H239V127H238ZM240 129H242V128H240ZM259 129H261V128H259ZM69 130H70V128H69ZM73 130H74V129H73ZM83 130H85V127H84ZM83 130H80V132L83 131ZM98 130H102V129H99V128H98ZM98 130H96V128H95V130H94L92 133H94L95 131H98ZM113 130H114V129H113ZM113 130H112V131H113ZM189 130H190V129H189ZM201 130H202V129H201ZM201 130H200V131H201ZM208 130H209V129H208ZM208 130H207V131H208ZM227 130H228V129H227ZM229 130H230V129H229ZM234 130H235V129H234ZM242 130H244V129H242ZM251 130L253 131V129H251ZM255 130H258V129H255ZM89 131H90V130H89ZM91 131H92V130H91ZM104 131H107V130H104ZM104 131H103V132H104ZM115 131H116V130H115ZM120 131H121V130H120ZM190 131H191V130H190ZM194 131H195V129H194ZM200 131L198 130V132H200ZM203 131H204V130H203ZM218 131H219V130H218ZM244 131H245V130H244ZM259 131H260V130H259ZM262 131H263V130H262ZM101 132H102V131H101ZM101 132H99V133H101ZM103 132H102V133H103ZM108 132H111V130H110V131L108 130ZM108 132H106V133L104 132V134H107ZM188 132H189V131H188ZM204 132H206V131H204ZM209 132H210V131H209ZM215 132H216V131L214 130L212 133H215ZM235 132H237V134H238V131H235ZM242 132H243V131H242ZM242 132H241V133H242ZM246 132H247V131H246ZM256 132H257V131H256ZM74 133H75V132H74ZM83 133H84V132H83ZM115 133H116V132H115ZM142 133H143V131H142ZM146 133H147V132H146ZM190 133H191V132H190ZM192 133H193V132H192ZM192 133H191V134H192ZM201 133H202V132H201ZM223 133H224V132H223ZM226 133H227V132H226ZM228 133H229V132H228ZM231 133H232V132H231ZM231 133H230V134H231ZM239 133H240V131H239ZM249 133H250V132H249ZM263 133H264V132H263ZM70 134H71V131H70ZM70 134H69V135H70ZM77 134H78V132H77ZM77 134L75 135V139H76V136L79 135V134H78V135H77ZM94 134H96V133H94ZM94 134H93V135H94ZM97 134H98V133H97ZM109 134H110V133H108L107 136H108ZM116 134H117V133H116ZM185 134H186V133H185ZM188 134H189V133H188ZM191 134H190V135H191ZM195 134H196V131H195V133H194V136H195ZM198 134H199V133H197V135H198ZM232 134H233V133H232ZM237 134H236V136H237ZM261 134H262V133H261ZM82 135H84V134H82ZM88 135H89V134H88ZM90 135H91V134H90ZM93 135H92V136H93ZM102 135H103V134H102ZM102 135L99 134V136H101V137H102ZM113 135H114V134H113ZM142 135H143V134H142ZM192 135H193V134H192ZM203 135H204V133H203ZM211 135H212V134H211ZM213 135H214V134H213ZM215 135H216V134H215ZM224 135H225V134H223V137L225 138L226 136H224ZM226 135H227V134H226ZM241 135H242V134H240V136H241ZM243 135H244V132H243ZM253 135H254V134H253ZM85 136H86V134H85ZM85 136H84V137H85ZM92 136H91V137H92ZM96 136H97V135H96ZM96 136H94V137H96ZM115 136H116V135H115ZM115 136H114V137H115ZM117 136H118V135H117ZM120 136H121V135H120ZM144 136H145V135H144ZM188 136H189V135H188ZM199 136H200V134H199ZM201 136H202V134H201ZM204 136H205V135H204ZM209 136H210V135H209ZM216 136H217V135H216ZM230 136H231V135H230ZM233 136H234V135H233ZM246 136H247V135H246ZM250 136H251V135H250ZM250 136H249V137H250ZM68 137H69V136H68ZM89 137H90V136H89ZM91 137H90V138H91ZM94 137H93V138H94ZM118 137H119V136H118ZM190 137H191V136H190ZM207 137H208V136H207ZM207 137H206V138H207ZM213 137H215V136H213ZM223 137H222V139H223ZM242 137H243V136H242ZM253 137H254V136H253ZM86 138H87V137H86ZM108 138H109V137H108ZM141 138H142V141H143L144 138H143V137H141ZM145 138H146V137H145ZM191 138H192V137H191ZM196 138H197V136H196ZM198 138H199V137H198ZM198 138H197V139H198ZM201 138H202V137H201ZM201 138H199V140H200ZM203 138H205V137H203ZM208 138H209V137H208ZM211 138H212V137H211ZM211 138H210V139H211ZM231 138H232V137H231ZM236 138H237V137H236ZM259 138H260V137H259ZM84 139H85V138H84ZM97 139H99V137H97ZM97 139H95V140H97ZM110 139H111V138H110ZM117 139H118V138H117ZM146 139H147V138H146ZM187 139H188V138H187ZM210 139H209V140H210ZM218 139H220V138H218ZM218 139H217V140H218ZM225 139H226V138H225ZM225 139H224V142H225ZM238 139H239V138H238ZM243 139L246 140V138H243ZM243 139H241V140L239 141L240 144H241V141H242ZM77 140H78V139H77ZM85 140H86V139H85ZM111 140H112V139H111ZM113 140H114V139H113ZM211 140H213V139H211ZM215 140H216V139H215ZM245 140H244V141H245ZM248 140H249V139H248ZM75 141H76V140H75ZM82 141H84V140H82ZM86 141H87V140H86ZM88 141H89V140H88ZM144 141H145V140H144ZM197 141H198V140H197ZM200 141H201V140H200ZM205 141H206V140H205ZM213 141H214V140H213ZM230 141H231V143H232V140H230ZM230 141H229V142H230ZM233 141H234V139H233ZM66 142H67V141H66ZM79 142H80V139H79ZM90 142L93 143L94 141H90ZM90 142H88V143L91 144ZM198 142H199V141H198ZM209 142H211V141H209ZM217 142H218V141H217ZM217 142H216V143H217ZM219 142H220V141H219ZM221 142H222V141H221ZM226 142H227V141H226ZM234 142H235V141H234ZM245 142H246V141H245ZM251 142H252V140H251ZM251 142H249V143H251ZM76 143H77V142H76ZM86 143H87V142H86ZM88 143H87V145H88ZM200 143H201V142H200ZM246 143H247V142H246ZM74 144H75V142H74ZM74 144H72V145H74ZM82 144H83V143H82ZM84 144H85V142H84ZM84 144H83V145H84ZM203 144H204V143H203ZM218 144H219V143H218ZM227 144H228V143H227ZM227 144H226V145H227ZM234 144H235V143H234ZM236 144H239V143H236ZM240 144H239V146H240ZM62 145H65V144L63 143ZM66 145H67V144H66ZM85 145H86V144H85ZM91 145H94V143L91 144ZM91 145H89V147H90ZM206 145H208L207 141H206V143H205V146H206ZM211 145H212V144H211ZM228 145H230V143H229ZM241 145H242V144H241ZM247 145H248V144H247ZM249 145H250V144H249ZM58 146H59V145H58ZM70 146H71V145H70ZM78 146H80V145H78ZM81 146H82V145H81ZM94 146H96V145H94ZM94 146H91V147L94 148ZM200 146H201V145H200ZM230 146H231V145H230ZM230 146H229V147H230ZM236 146H238V145H236ZM236 146H234V148H235ZM239 146H238V147H239ZM244 146H245V145H244ZM250 146H251V145H250ZM59 147H60V146H59ZM66 147H67V146H66ZM75 147H77V145H75ZM86 147L89 148L88 146H86ZM86 147L84 146V149H85ZM144 147H145V145H144ZM206 147H207V146H206ZM211 147H212V146H211ZM211 147H209V148L211 149ZM215 147H218V146L215 144ZM221 147H224V146H221ZM221 147H220V148H221ZM231 147H232V146H231ZM247 147H248V146H247ZM247 147H246V148H247ZM251 147L253 148L254 146H251ZM62 148H64V147H62ZM67 148H69V147H67ZM72 148H74V147H72ZM72 148H71V149H72ZM82 148H83V147H82ZM218 148H219V147H218ZM226 148H227V147H226ZM236 148H237V147H236ZM248 148H250V147H248ZM60 149H61V148H60ZM77 149H79V147H78ZM95 149H96V148H95ZM98 149H99V148H98ZM214 149H215V148H214ZM223 149H224V148H223ZM239 149H240V148H239ZM242 149H243V148H242ZM256 149H257V148H256ZM65 150H66V149H65ZM89 150H90V149H89ZM89 150L87 149V151H89ZM93 150H94V149H93ZM96 150H97V149H96ZM204 150H205V149H204ZM215 150H216V149H215ZM219 150H220V149H219ZM224 150H226V149H224ZM227 150H228V149H227ZM230 150H231V149H230ZM236 150H237V149H236ZM245 150H246V149H245ZM245 150H244V151H245ZM249 150H250V149H249ZM252 150H253V149H252ZM254 150H255V149H254ZM70 151H71V150H70ZM75 151H76V150H75ZM99 151H100V149H99ZM99 151H98V152H99ZM202 151H203V150H202ZM216 151H217V150H216ZM220 151H221V150H220ZM244 151H242L241 153H243ZM250 151H251V150H250ZM250 151H249V153H250ZM61 152H62V151H61ZM90 152H91V151H90ZM90 152H89V154H90ZM94 152H95V151H94ZM207 152H208V149H207ZM213 152H214V151H213ZM222 152H223V151H222ZM231 152H232V155H233L234 150H233V151L231 150ZM253 152H254V151H251V153H253ZM33 153L35 154V152H33ZM62 153H63V152H62ZM62 153H60V156H61ZM64 153H65V152H64ZM70 153H71V152H70ZM70 153H69V154H70ZM75 153H77V152H75ZM78 153H80V152L78 151ZM78 153H77V154H78ZM86 153H87V152H86ZM96 153H97V152H96ZM217 153H218V155H219V152H217ZM224 153H225V151H224ZM226 153H228V152L226 151ZM235 153H236V152H234V154H235ZM251 153H250V154H251ZM80 154H81V153H80ZM230 154H231V153H230ZM238 154H239V152H238ZM238 154L236 153L237 156H238ZM243 154H244V153H243ZM243 154H242V156H243ZM13 155H14V154H13ZM15 155H16V154H15ZM17 155H18V154H17ZM19 155H20V154H19ZM21 155H22V154H21ZM21 155H20V156H21ZM70 155H72V153H71ZM74 155H75V154H74ZM83 155H85V154H83ZM83 155H81L82 158H83ZM86 155H87V154H86ZM124 155H125V154H124ZM208 155H209V154H208ZM220 155H221V156H220ZM220 155H219V156L222 158V153H221ZM228 155H229V154H228ZM244 155H246V154H244ZM10 156H11V155H10ZM22 156H23V155H22ZM22 156H21V157H22ZM27 156H28V155H27ZM27 156H26V157H27ZM58 156H59V155H58ZM72 156H73V155H72ZM87 156H88V155H87ZM92 156H93V155H92ZM92 156L90 155V157H92ZM98 156H99V155H98ZM98 156H97V157H98ZM204 156H205V155H204ZM223 156H225V155H223ZM229 156H230V155H229ZM242 156H241V158H242ZM248 156H249V155H248ZM14 157H15V156H14ZM14 157H12V158H14ZM21 157H19V158H21ZM35 157H36V155H35ZM65 157H66V156H65ZM77 157H78V156H76V158H77ZM198 157H199V156H198ZM198 157H197V158H198ZM212 157H213V156H212ZM217 157H218V156H217ZM220 157H218V158H220ZM235 157H236L235 155H234V156H231V157H227V156H226V158H229L228 161H229V162H232V167H233V169H234L233 172H232L231 167L229 168V169H231L230 172H232V173H229V174H230L229 176H227V175H228V174H227V175H226L227 177H224L222 174H220V175L223 176L222 179H219V178H218V179H216V180H213V179L211 180V178H210V180H211L210 182L213 181L212 183H209V182H207V181H204V180H203V179H205L204 176H203V177H204L203 179H198V178H197L198 180H197V179H195V180L193 179L194 181L192 180V183H191L192 185H190V187H191V186H196V187H197V185H198L199 187L196 188V190L194 191V193H193V190H194V189H193L192 192H191V194H192V193H193V194H192V195H189V196L186 197V198H187V200H186L187 203H186V204H185V200H183V199H186V198H184V197L181 198V200L184 201V205H185L184 207L186 208V210H187V209H188V211L197 210V208L200 207L201 205L212 203V202H214L216 199H219L221 196H223L225 192H227V193H228V195H227L228 198L225 199V198H226V196H225V198H222V199H220L219 201L222 200V202H221L222 207H221V208H223V209L226 210L224 214H226V212H228V213L231 212V207H229V209H228V205H229L230 203H232L231 200H232V199L235 197V195H236V192H235L236 188L239 190L238 187H239V186H242V185H241L242 183L238 184L239 186L237 185L238 187H236V188L233 186V185H235V184H232V186H233V188H232V187H230V183H231V182H230L229 180L232 179V178H235V177H236V178H237V177H238V178L241 177V173H237L236 170L239 169L238 171H240V170L246 168V166L248 165V161L250 160V158H251L252 156L250 155V156H249V157H250L249 159H248V157L245 156L244 159H247V160H248V161H247V165L244 164L245 162L243 163V165H245V166H242V164L240 165V161H239L238 159H236ZM239 157H240V155H239ZM239 157H237V158H239ZM15 158H17V157H15ZM19 158H18V159H19ZM31 158H32V157H31ZM33 158H34V157H33ZM60 158H61V157H60ZM70 158H71V157H70ZM72 158L74 159V157H72ZM78 158H81V157H78ZM78 158H77V159H78ZM95 158H96V157H95ZM192 158H193V157H192ZM197 158H196V160H197ZM208 158H209V157H208ZM221 158H220V159H221ZM224 158H225V157H223V159H224ZM241 158H240V159H241ZM22 159H23V158H22ZM58 159H59V158H58ZM66 159H67V158H66ZM66 159H65V160H66ZM77 159H75V160L77 161ZM85 159H86V158H85ZM87 159H88V157H87ZM92 159H94V158H92ZM100 159H101V158H100ZM100 159H99V160H100ZM189 159H190V158H189ZM210 159H212V158H210ZM213 159H214V158H213ZM216 159H217V158H216ZM8 160H9V159H8ZM25 160H26V159H25ZM28 160H29V159H28ZM30 160H31V159H30ZM34 160H35V159H33V162H34ZM36 160H37V159H36ZM61 160H62V159H61ZM61 160H59V162H60ZM83 160H84V159H83ZM101 160H102V159H101ZM214 160H215V159H214ZM218 160H219V159H218ZM221 160H222V159H221ZM224 160H225V159H224ZM11 161H14V159H11ZM17 161H18V160H17ZM21 161H22V160H21ZM56 161H57V160H56ZM62 161H63V160H62ZM66 161L68 162V160H66ZM84 161H85V160H84ZM84 161H83V162H84ZM93 161H94V160H92V162H93ZM219 161H220V160H219ZM219 161H218V162H219ZM250 161H251V160H250ZM250 161H249V162H250ZM9 162H10V160H9ZM9 162H8V163H9ZM22 162H23V161H22ZM25 162H26V161H25ZM31 162H32V160H31ZM38 162H39V161H38ZM57 162H58V161H57ZM64 162H65V161H64ZM67 162H66V163H67ZM95 162L97 163L98 161H95ZM125 162H126V161H125ZM196 162H197V161H196ZM199 162H200V161H199ZM199 162H198V163H199ZM202 162H203V161H202ZM215 162L217 163V160H215L214 163H215ZM222 162H223V161H222ZM222 162H221V163H222ZM12 163H13V162H12ZM19 163H20V165L22 164L21 162H19ZM27 163H28V162H27ZM36 163H37V162H36ZM69 163H72L71 160H70ZM74 163H75V161H74ZM74 163H73V165H76V164H74ZM80 163H81V162H80ZM89 163H90V162H89ZM101 163H102V162H101ZM118 163H119V162H118ZM118 163H117V164H118ZM193 163H194V160H193V162H192L191 164H193ZM214 163H212V166H213ZM16 164H17V163H16ZM23 164H24V163H23ZM29 164H30V163H29ZM32 164H33V163H32ZM32 164H31V165H32ZM43 164H44V163H43ZM78 164H79V163H78ZM78 164H77V165H78ZM91 164H94V163H90V165H91ZM191 164H189V165L192 166ZM195 164H196V163H194V165H195ZM199 164H200V163H199ZM202 164L205 166L204 163H201L200 165L202 166ZM218 164H219V163H218ZM223 164H226V163L224 162ZM223 164H222V165H223ZM228 164H231V163H228ZM51 165H52V164H51ZM81 165H83V164H81ZM81 165H80V166H81ZM90 165H89V166H90ZM95 165H96V164H95ZM105 165H106V164H105ZM114 165H116V164H114ZM166 165H167V164H166ZM200 165H198V168H201V167H199ZM214 165H215V164H214ZM216 165H217V164H216ZM216 165H215V166H216ZM251 165H252V164H251ZM10 166H12V165H10ZM14 166H16V165H14ZM21 166H22V165H21ZM24 166H25V165H24ZM26 166H27V164H26ZM33 166H35V165H33ZM38 166H39V165H38ZM49 166H50V164H49ZM55 166H56V165H55ZM68 166L71 167V165H68ZM85 166H86V165H85ZM93 166H94V165H93ZM93 166H92V168H93ZM111 166H112V165H111ZM187 166H188V165H187ZM209 166H210V165H209ZM225 166H226V165H225ZM249 166H250V165H249ZM7 167H8V166H7ZM19 167H20V166H19ZM29 167H30V166H29ZM29 167H28V168H29ZM42 167H44V166H42ZM75 167H76V166H75ZM81 167H82V166H81ZM202 167H203V166H202ZM213 167H214V166H213ZM222 167H223V166H222ZM222 167H221V168H222ZM252 167H253V166H252ZM255 167H256V166H255ZM8 168H9V167H8ZM11 168H13V167H11ZM22 168L24 169V167H22ZM22 168H21V170H22ZM28 168H25V169H28ZM67 168H68V167H67ZM73 168H74V167H73ZM79 168H80V167H79ZM82 168H83V167H82ZM82 168H81V171L84 172V170H82ZM86 168H88V167H86ZM90 168H91V167H90ZM187 168H188V167H187ZM209 168H210V167H209ZM221 168L219 169V170H221V171H219V172L222 173L223 171H222ZM2 169H3V168H2ZM5 169H6V168H5ZM13 169H14V168H13ZM17 169H18L17 167L14 169L15 172H17V171H16ZM19 169H20V168H19ZM25 169H24V170H25ZM32 169H33V168H32ZM36 169H37V168H36ZM68 169H70V168H68ZM76 169H77V167H76ZM83 169H84V168H83ZM109 169H110V168H109ZM194 169H195V168H194ZM210 169H211V168H210ZM213 169H215V168H213ZM216 169H217V167H216ZM229 169H228V170H229ZM248 169H249V167H248ZM3 170H4V169H3ZM6 170H7V169H6ZM14 170H13V172H14ZM21 170H20V174H22V171H23V170H22V171H21ZM85 170H86V169H85ZM88 170H89V169H88ZM105 170H106V169H105ZM191 170H192V169H191ZM205 170H206V169H205ZM207 170H208V169H207ZM207 170H206V171H207ZM211 170H212V169H211ZM217 170H218V169H217ZM9 171H10V170H9ZM18 171H19V170H18ZM43 171H44V170H43ZM43 171H41V172H43ZM46 171L48 172V170H46ZM46 171H45L44 173H46ZM71 171H74V174H77V173H75V169H74V170H71V169H70V173H71ZM76 171H78V170H76ZM106 171H108V170H106ZM187 171H189V170H187ZM194 171H195V170H194ZM199 171H200V169H199ZM201 171H203V170H201ZM213 171H214V170H213ZM215 171H216V170H215ZM242 171H243V170H242ZM3 172H4V171H2L1 173L3 174ZM10 172H11V171H10ZM10 172H9V173H10ZM13 172H12V174L14 175ZM24 172H25V171H24ZM24 172H23V176H24ZM55 172H56V171H55ZM78 172H79V171H78ZM88 172H90V171H88ZM182 172L185 173V174L187 173L186 170H185V171H182ZM211 172H212V171H211ZM4 173H7V175H8V171H7V172L5 171ZM17 173H18V172H17ZM25 173H26V172H25ZM27 173L29 174L28 171H27ZM31 173H32V172H31ZM34 173H35V172H34ZM65 173H66V172H65ZM67 173H68V172H67ZM67 173H66V174H67ZM84 173H85V172H84ZM106 173H107V172H106ZM106 173H104V174H106ZM117 173H118V171H117ZM119 173H120V172H119ZM189 173H190V171H189L187 174H189ZM192 173H194V172L192 171ZM205 173H208V172H205ZM215 173H216V172H215ZM227 173H228V172H227ZM18 174H19V173H18ZM28 174H26V176H27ZM46 174L48 175V173H46ZM51 174H52V171H51ZM51 174H50V175H51ZM53 174H54V172H53ZM68 174H69V173H68ZM78 174H79V173H78ZM87 174H90V173H87ZM194 174H196V173H194ZM224 174H225V173H224ZM242 174H243V173H242ZM5 175H6V174H4V176H5ZM13 175H12V176H13ZM41 175H43V174H41ZM50 175H48V176H50ZM180 175H181V173H180ZM180 175H179V177L177 176L178 179L180 178ZM190 175H191V173H190ZM196 175H197V174H196ZM198 175H199V174H198ZM198 175H197V176H198ZM200 175H202V174H200ZM209 175H210V173H209ZM209 175H208V176H209ZM213 175H214V173H213ZM218 175H219V174H218ZM4 176H3V178H4ZM9 176H10V175H9ZM70 176L72 177L71 174H70ZM73 176H74V175H73ZM77 176H78V175H77ZM84 176H85V175H83V177H84ZM89 176H90V175H89ZM182 176H183V178H184V176H185V177H188V176H186V175H184V174H182ZM191 176H192V178H193V175H191ZM191 176H189V177H191ZM205 176H206V175H205ZM211 176H212V175H211ZM260 176H261V175H260ZM260 176H258V177H260ZM40 177H41V176H40ZM40 177L37 178V181L40 179ZM43 177H45V175H43L42 178H43ZM68 177H69V176H68ZM78 177H79V176H78ZM80 177H81V176H80ZM87 177H88V176H87ZM87 177H86V178H87ZM102 177H103V176H102ZM216 177H218V176H216ZM0 178H1V177H0ZM10 178H11V177H10ZM10 178H9V179H10ZM103 178H104V177H103ZM106 178H107V177H106ZM181 178H182V177H181ZM181 178H180V179H181ZM262 178H263V177H262ZM262 178H261V179H262ZM1 179H2V178H1ZM7 179H8V178H7ZM45 179H47V178H45ZM45 179H44V180H45ZM80 179H81V178H80ZM173 179H176V178H173ZM253 179H255V177H254ZM257 179H258V178H257ZM263 179H264V178H263ZM10 180H11V179H10ZM12 180H13V179H12ZM42 180H43V179H42ZM42 180H39L38 182H40V181H42ZM73 180H74V179H73ZM73 180H71L70 182H71V183L74 182ZM75 180H76V179H75ZM85 180H86V179H85ZM100 180H101V179H100ZM100 180H99V184L101 183ZM102 180H104V179H102ZM118 180H119V179H118ZM186 180H187V179H186ZM207 180H208V178H207ZM235 180H236V179H235ZM251 180H252V179H251ZM255 180H256V179H255ZM255 180H252V182L255 181ZM4 181H5V180H4ZM46 181H47V180H46ZM48 181H49V180H48ZM65 181L68 182L69 180H68V181L65 180ZM65 181H64V182H65ZM107 181H108V180H107ZM168 181H169V180H168ZM170 181H171V179H170ZM188 181H189V180H188ZM188 181H187V183H188ZM190 181H191V179H190ZM236 181H237V180H236ZM238 181H239V180H238ZM256 181H257V180H256ZM11 182H12V181H11ZM14 182H15V180H14ZM66 182H65L64 184H66ZM163 182H164V181H162V183H163ZM165 182H166V181H165ZM171 182H173V181H171ZM177 182H179V181H177ZM182 182H184V180H182ZM229 182H230V183H229ZM232 182H234V180H233ZM239 182H240V181H239ZM2 183H3V182H2ZM16 183H19V182H16ZM71 183H70V184H71ZM75 183H76V182H75ZM75 183H73V184H75ZM102 183H103V182H102ZM167 183H168V182H167ZM204 183H206V184H204ZM217 183L222 184V185H221V188H218L215 192L212 193V190L214 189V187H213L212 185H213V184H217ZM235 183H236V182H235ZM3 184H4V186H5L6 183H3ZM13 184H14V183H13ZM38 184H39V183H38ZM46 184H47V183H46ZM154 184H155V183H154ZM154 184H152V185L149 184L147 187L144 188V190H150V191H151L150 193H152V192H153L152 189L154 188ZM168 184H170V183H168ZM178 184H179V183H178ZM178 184H177V186H178ZM182 184H183V183H182ZM189 184H190V183H189ZM202 184H203L204 186H201ZM236 184H237V183H236ZM261 184H262V182H261ZM1 185H2V184H1ZM1 185H0V186H1ZM8 185H9V184H8ZM10 185H12V184H10ZM15 185H16V184H15ZM18 185H19V184H18ZM18 185H16V186H18ZM20 185H22V184H20ZM25 185H26V184H25ZM36 185H37V184H36ZM42 185H43V184H42ZM71 185H72V184H71ZM71 185H70V187H71ZM78 185H79V184H78ZM78 185H77V186H78ZM163 185H164V183L162 184V186H163ZM172 185H173V184H172ZM172 185H171L170 187H172ZM184 185L186 186V184H184ZM184 185H183V187H184ZM246 185H247V184H246ZM246 185L244 184V186H246ZM26 186L29 187L28 185H26ZM34 186H35V185H34ZM43 186H45V183H44ZM43 186H42L41 188H43ZM179 186H180V185H179ZM209 186H210V187H209ZM214 186H215V185H214ZM244 186H242V188H244ZM247 186H248V185H247ZM259 186H261V185H260V184H259V185H256V187H259ZM263 186H264V185H263ZM8 187H9V186H8ZM11 187H12V186H11ZM11 187H10V188H11ZM14 187H15V186H14ZM18 187L20 188L21 186H18ZM24 187H25V186H24ZM62 187H63V186H62ZM67 187H68V186H67ZM224 187H225V188L228 187V189H225ZM248 187L250 188L251 186L249 185ZM1 188H4V187H1ZM1 188H0V189H1ZM12 188H13V187H12ZM16 188H17V187H16ZM25 188H26V187H25ZM29 188H32V187L30 186ZM33 188H34V187H33ZM53 188H55V187H53ZM60 188H61V187H60ZM88 188H89V187H88ZM163 188H164V187H163ZM166 188H168V186H167ZM166 188H165V190H167ZM185 188H186V187H185ZM245 188H246V187H245ZM6 189H7V187H6ZM8 189H9V188H8ZM13 189H14V188H13ZM39 189H40V188H39ZM39 189H38V190H39ZM72 189H73V187H72ZM79 189L82 190V189H81V186H80ZM173 189H174V188H173ZM175 189H178V188H175ZM261 189H262V188H261ZM263 189H264V188H263ZM10 190H11V189H10ZM16 190H17V189H16ZM20 190H21V189H20ZM24 190H25V189H24ZM27 190H28V189H27ZM27 190H26V191H27ZM31 190H32V189H31ZM34 190L37 191L36 188H35ZM54 190H55V189H54ZM54 190H52V191H54ZM61 190H62V189H61ZM76 190H77V189H75V191H76ZM88 190H90V189H88ZM169 190H170V189H169ZM171 190H172V189H171ZM183 190H184V189H183ZM185 190H186V189H185ZM188 190H189V189H188ZM241 190H243V189H241ZM241 190H240L239 192H241V194H242V192H244L245 189H244V191H241ZM246 190H248V189L246 188ZM256 190H257V189H256ZM8 191H9V190H8ZM8 191H7V192H8ZM14 191H15V190H14ZM21 191H22V190H21ZM26 191H25V193H26ZM77 191H78V190H77ZM174 191H175V190H174ZM174 191H172V192H174ZM180 191H181V189H180ZM180 191H179V192H180ZM189 191H191V190H189ZM189 191H188V192H189ZM258 191H259V190H258ZM263 191H264V190H263ZM7 192H6V193L4 192V193L7 194ZM9 192H13V191H9ZM17 192L20 193L19 189H18ZM17 192H16V193H17ZM27 192H28V191H27ZM83 192H84V191H83ZM168 192H169V191H168ZM188 192H187V193H188ZM256 192H257V191H256ZM259 192H261V191H259ZM30 193H33V192L31 191ZM35 193H36V192H35ZM49 193H50V192H49ZM53 193H54V192H53ZM58 193H59V194H58ZM58 193H57V194L60 195V192H58ZM71 193H72V191H71ZM71 193H69V194L71 195ZM76 193H77V192H76ZM80 193H81V192H80ZM170 193H171V192H169L168 194H170ZM176 193H177V191H176ZM181 193H182V192H181ZM181 193H180V194H181ZM185 193H186V192H185ZM262 193H263V192H262ZM2 194H3V193H2ZM8 194L11 195V193H8ZM14 194H15V193H14ZM17 194H18V193H17ZM20 194H21V193H20ZM27 194H28V193H27ZM33 194H34V193H33ZM33 194H32V195H33ZM36 194H38V193H36ZM57 194H56V195H57ZM63 194H64V191H63ZM73 194H74V193H73ZM140 194H141V193H140ZM183 194H184V193H182V195H183ZM229 194H230V195H229ZM241 194H239V196H240ZM243 194H244V193H243ZM258 194H259V193H258ZM260 194H261V193H260ZM3 195H4V194H3ZM10 195H9V196H10ZM32 195L30 194V196H32ZM49 195H50V194H49ZM56 195H55V196H56ZM61 195H62V194H61ZM65 195H66V194H65ZM65 195H63V196H65ZM81 195H82V193H81ZM237 195H238V194H237ZM253 195H254V194H253ZM253 195H252V197H253ZM255 195H257V194H255ZM255 195H254V196H255ZM4 196H5V195H4ZM17 196H18V195H16V197H17ZM30 196H29V198H30ZM47 196H48V195H47ZM52 196H53V194H52ZM68 196H69V195H68ZM68 196H67V198H68ZM71 196H72V195H71ZM183 196H186V195H183ZM248 196H249V195H248ZM1 197H2V196H1ZM6 197H7V196H6ZM11 197H12V196H11ZM13 197H14V196H13ZM19 197H20V196H19ZM19 197H18V198H19ZM23 197H24V196H23ZM25 197H26V195H25ZM33 197H34V196H33ZM40 197H41V196H40ZM42 197H43V196H42ZM50 197H51V196H50ZM58 197H59V196H58ZM180 197H181V196H180ZM242 197H243V196H242ZM252 197H251V198H252ZM9 198H10V197H9ZM21 198H22V197H21ZM26 198H27V197H26ZM64 198H65V197H64ZM134 198H135V197H134ZM246 198H247V196H246ZM254 198H255V197H254ZM254 198H252V200H253ZM256 198H257V197H256ZM258 198H260V197H258ZM1 199H2V198H1ZM16 199H17V198H16ZM31 199H32V197H31ZM43 199H44V198H43ZM47 199H49V196H48ZM54 199H55V198H54ZM56 199H57V198H56ZM56 199H55V200H56ZM62 199H63V198H62ZM234 199H235V198H234ZM7 200H8V197H7ZM7 200H6V202H7ZM10 200L12 201L13 199H10ZM10 200H9V201H10ZM14 200H15V199H14ZM40 200H42V199H40ZM52 200H53V199H52ZM55 200H54V203L57 202V201H59L58 199H57V201H55ZM64 200H65V199H64ZM239 200H240V199H239ZM263 200H264V199H263ZM263 200H262V203L264 204ZM11 201H10V202H11ZM19 201H20V200H19ZM21 201H22V200H21ZM25 201H26V199H25ZM35 201H36V200H35ZM43 201H44V200H43ZM234 201H235V200H234ZM236 201H237V200H236ZM236 201H235V202H236ZM3 202H5V201H2V202H1V205L3 204ZM16 202H17V201H16ZM22 202H23V201H22ZM39 202L41 203V201H39ZM47 202H50V201L47 200ZM51 202H52V201H51ZM51 202H50V203H51ZM62 202H63V201H62ZM64 202H65V201H64ZM121 202H122V201H121ZM215 202H216V201H215ZM215 202H214V203H215ZM237 202H238V201H237ZM257 202H258V200H257ZM257 202H256V203H257ZM12 203H13V202H12ZM23 203H26V202H23ZM44 203H45V202H44ZM44 203H42V205H43ZM67 203H68V202H66V205H67ZM71 203H72V202H71ZM75 203H76V202H75ZM105 203H106V202H105ZM105 203H104V204H105ZM216 203H217V202H216ZM218 203H219V202H218ZM233 203H234V202H233ZM253 203H254V202H253ZM256 203H255V205H256ZM262 203H261V205H262ZM5 204H6V203H5ZM5 204H4V205H5ZM9 204H10V203H9ZM46 204H47V203H46ZM51 204H52V203H51ZM59 204H60V203H59ZM126 204H127V203H126ZM181 204H182V203H181ZM234 204H235V203H234ZM234 204H233V205H234ZM251 204H252V203H251ZM259 204H260V203H259ZM1 205H0V206H1ZM7 205H8V204H7ZM21 205H22V204H21ZM26 205H27V204H25V206H26ZM47 205H48V204H47ZM47 205H46V206H47ZM53 205H54V204H53ZM57 205H58V204H57ZM74 205H76V204H74ZM83 205H84V204H83ZM179 205H180V204H179ZM11 206H12V205H11ZM19 206H20V205H19ZM25 206H23V207H25ZM27 206H28V205H27ZM30 206H31V205H30ZM37 206H38V205H37ZM46 206H45V207H46ZM50 206H51V205H50ZM54 206H55V205H54ZM58 206H59V205H58ZM60 206H62V205H60ZM68 206H70L69 203H68ZM78 206H79V204H78ZM84 206H85V205H84ZM124 206H125V205H123V203H122V204H121V203H120V204L118 203V205H117V204H109V203H108V204H105V205H99L98 208H97V210H96L97 212H96V213L93 212L94 214L92 213V214H93V216H92V224H91V225L89 224L88 227L86 226L85 229H89V230H90V229H93V228L99 226L100 224H102V223H103L104 221H106L107 219H108V221H109V218H110V220H111L112 217H115V216L117 217V215L120 216V214L122 213V211L126 210V208H124ZM126 206H127V205H126ZM126 206H125V207H126ZM181 206H182V205H180V207H181ZM206 206L208 207V205H206ZM206 206L204 205L202 208L204 209V208H206ZM253 206H254V204H253ZM257 206H258V204H257ZM2 207H4V206H2ZM6 207H7V206H6ZM15 207H16V206H15ZM15 207H14V208H15ZM23 207H22V208H23ZM182 207H183V206H182ZM251 207H252V206H251ZM255 207H256V206H255ZM255 207H254V208H255ZM260 207H262V206H260ZM260 207H258V208H260ZM263 207H264V206H263ZM9 208H10V207H9ZM16 208H17V207H16ZM20 208H21V207H20ZM28 208H29V207H28ZM28 208H25V209L27 210ZM57 208H58V207H57ZM59 208H60V207H59ZM68 208H69V207H68ZM89 208H91V207H89ZM252 208H253V207H252ZM252 208H250V209H252ZM4 209H5V208H4ZM10 209H11V208H10ZM32 209H34V208H32ZM32 209L30 208V210H32ZM35 209H36V207H35ZM38 209H40V208H38ZM38 209H37V210H38ZM123 209H124V210H123ZM127 209H128V208H127ZM176 209H177V208H176ZM176 209L174 208V210H176ZM179 209H180V208H179ZM199 209H201V208H199ZM203 209H202V210H203ZM223 209H222V210H223ZM256 209H257V208H256ZM11 210H12V209H11ZM14 210H15V209H14ZM30 210H28V211L30 212ZM59 210H60V209H59ZM59 210H57V211H59ZM68 210H69V209H68ZM98 210H99V211H98ZM181 210H182V211H181L180 215H177L179 218H178V219H177V218L174 219V221H175V220H176V221H179V223H180V222H186V221H188V216H189V215L186 214L187 212H186V213L184 212V208L181 209ZM253 210H254V209H253ZM260 210H261V209H260ZM23 211H25V210H23ZM32 211H34V210H32ZM35 211H36V210H35ZM35 211H34V212H35ZM38 211H39V210H38ZM40 211H41V209H40ZM53 211H54V210H53ZM53 211H52V208L47 207L46 209H42V211H41L39 214H37V215H39L37 219H38V221H39L41 224H40L38 221H37V223L40 224V225H42L43 227L40 226V228H38L39 226H38V227L35 226L36 223H35V225L33 224L34 227H37L38 231H35V230H34L35 233L32 235V236H33V239H29V241H30V240H33V242H34V239H35V245H36V243L39 242L38 240L40 239V238H38V236H36V235H38L39 233H41V232H43V231H50V230H53V229H54V228L52 229V224H54V222H56V220H55V218L53 219V213H55V211H54V212H53ZM60 211H61V210H60ZM62 211H64V210H62ZM176 211H177V210H176ZM198 211H199V210H198ZM261 211H262V210H261ZM1 212H2V211H1ZM1 212H0V213H1ZM169 212H170V211H169ZM172 212H173V211H172ZM172 212H171V214H172ZM174 212H175V211H174ZM193 212H194V211H193ZM196 212H197V211H196ZM15 213H16V212H15ZM36 213H37V212H36ZM59 213H60V212H59ZM176 213H177V212H176ZM228 213H227V214H228ZM231 213H233V211H232ZM9 214H11V213H9ZM56 214H57V213H56ZM63 214H64V213H63ZM86 214H89V213H86ZM178 214H179V213H178ZM189 214H191V213H189ZM263 214H264V213H263ZM263 214H262V215H263ZM12 215H14V214H12ZM54 215H55V214H54ZM71 215H72V214H71ZM71 215H70V216H71ZM165 215H167V213H166ZM165 215H164V216H165ZM168 215H170V214H168ZM172 215H173V214H172ZM228 215H230V214H228ZM260 215H261V214H260ZM4 216H5V215H4ZM7 216H8V215H7ZM14 216H16V215H14ZM35 216H36V215H35ZM35 216H34V217H35ZM57 216H59V215H55V217H57ZM88 216H89V215H88ZM230 216H231V215H230ZM257 216H258V215H257ZM257 216H256V217H257ZM34 217H33V220H34ZM169 217H170V216H169ZM172 217H173V216H172ZM174 217H175V216H174ZM227 217H228V216H227ZM253 217H254V216H253ZM10 218H11V216H10ZM222 218H223V220H224V218L226 219V217H225L224 215H223ZM263 218H264V215H263ZM263 218H262V219H263ZM7 219H8V217H7ZM57 219H58V218H57ZM117 219H118V218H117ZM161 219H162V218H161ZM166 219H168V218H166ZM257 219L260 220V218H257ZM59 220H60V219H59ZM59 220H57V222H58ZM114 220H115V219H114ZM170 220H171V219H170ZM231 220H232V219H231ZM4 221H5V220H4ZM6 221L8 222V220H6ZM10 221H11V220H10ZM12 221H13V224H15V226H17L16 224H17L20 220L18 221V220H16V218L14 217V218H12ZM35 221H36V220H35ZM108 221H107V223H108ZM226 221H227V220H226ZM22 222H23V221H22ZM109 222H111V221H109ZM112 222H113V221H112ZM112 222H111V223H112ZM162 222H164L163 219H162ZM257 222H258V221H257ZM262 222H264V221H262ZM0 223H3L2 220L0 221ZM5 223H6V222H5ZM58 223H59V222H58ZM105 223H106V222H105ZM111 223H110V224H111ZM164 223H165V222H164ZM171 223H172V222H171ZM174 223H176V225H177V222H174ZM224 223H226V222H224ZM227 223H228V222H227ZM230 223L232 224L233 222H230ZM258 223H259V222H258ZM3 224H4V223H3ZM9 224H11V223L9 222ZM18 224H20V222H19ZM146 224H148V223H146ZM155 224H156V223H155ZM157 224H158V223H157ZM157 224H156V225H157ZM181 224H182V223H181ZM33 225H32V227H30V228H33ZM57 225H58V224H57ZM63 225H64V224H63ZM106 225H107V224H106ZM106 225H105V226H106ZM108 225H109V224H108ZM150 225H151V224H150ZM160 225H161V224H160ZM171 225H173V224H171ZM185 225H187V224H185ZM260 225H261V224H260ZM262 225H263V223H262ZM9 226H10V225H9ZM15 226H14V227H15ZM55 226H56V225H55ZM59 226H60V225H59ZM64 226H65V225H64ZM102 226H103V225H102ZM157 226H158V225H157ZM188 226H189V225H188ZM190 226H191V225H190ZM216 226H217V225H216ZM223 226H224V224H223ZM227 226H229V225L227 224ZM230 226H232V225H230ZM7 227H8V226H7ZM145 227H146V226H145ZM159 227H160V226H159ZM164 227H165V226H164ZM173 227H174V226H173ZM177 227H178V226H177ZM177 227H175V228H177ZM246 227H247V226H246ZM259 227H260V226H259ZM63 228H64V227H63ZM71 228H72V227H71ZM141 228H142V227H141ZM146 228H147V227H146ZM146 228H144V230H145ZM150 228H152V227L150 226ZM160 228H161V227H160ZM184 228H185V227L183 226V229H184ZM214 228H215V227H214ZM218 228H219V227H218ZM218 228H217V229H218ZM221 228H223V227H221ZM0 229H1V228H0ZM4 229H5V228H4ZM16 229H17V228H16ZM20 229H21V228H20ZM20 229L18 228L17 231L19 232ZM33 229H34V228H33ZM33 229H32V230H33ZM35 229H36V228H35ZM55 229L57 230L56 227H55ZM59 229H60V228H59ZM59 229H58V230H59ZM85 229H84L83 231L81 230L82 232L79 231V234H84V233L87 231V230H85ZM142 229H143V228H142ZM142 229H140V231H141ZM154 229H155V228H154ZM173 229H174V228H173ZM181 229H182V228H181ZM181 229H180V230H181ZM186 229H187V228H186ZM2 230H3V229H2ZM2 230H1V231H2ZM8 230H9V228H8ZM10 230H11V229H10ZM32 230H28V232H29V231H32ZM65 230H66V229H65ZM65 230H64V232L53 231V232H51V235L49 234V235H50L49 238H54V239H56V240L61 239V238H63L65 235H67V233H68V232H66ZM148 230H149V229H147V232H149ZM150 230H151V229H150ZM188 230H189V228H188ZM223 230H225V229H223ZM223 230H222V231H223ZM242 230H243V229H242ZM6 231H7V229H6ZM21 231H22V230H21ZM77 231H78V230H77ZM140 231H139V232H140ZM145 231H146V230H145ZM174 231H175V230H174ZM177 231H178V230H177ZM181 231H182V230H181ZM184 231H185V230H184ZM216 231H217V230H216ZM216 231H215V232H216ZM262 231H264V230H262ZM14 232H15V231H14ZM28 232H27V233H28ZM71 232H72V231H71ZM142 232H143V230H142ZM212 232H213V231H212ZM215 232H213V233H215ZM217 232H218V231H217ZM239 232H240V231H239ZM0 233H1V232H0ZM2 233H4V232L2 231ZM23 233H24V230H23V232H21V233H19V234L24 235L25 233H24V234H23ZM30 233H31V232H29L28 234H30ZM144 233H145V232H144ZM221 233H222V232H221ZM221 233H220V234H221ZM241 233H242V232H241ZM9 234H10V233H9ZM19 234H17V235H19ZM140 234H141V233H139V235H140ZM175 234H176V236H177V233H176V232H175ZM218 234H219V232H218ZM222 234H223V233H222ZM5 235H6V234H5ZM15 235H16V234H15ZM15 235H14V236H11V237H13L12 240H14ZM17 235H16V236H17ZM26 235H27V234H26ZM30 235H31V234H30ZM34 235H35V236H34ZM49 235H48V236H49ZM144 235H145V234H144ZM178 235H179V234H178ZM180 235H181V234H180ZM215 235H217V234H215ZM3 236H4V235H3ZM42 236H43V235H42ZM149 236H150V235H149ZM220 236H221V235H220ZM248 236H249V235H248ZM251 236H252V235H251ZM263 236H264V235H263ZM0 237H1V236H0ZM18 237H19V236H18ZM20 237H21V236H20ZM22 237H23V236H22ZM55 237H56V238H55ZM211 237H212V236H211ZM211 237H210V238H211ZM216 237H218V236H216ZM239 237H240V236H239ZM239 237H238V238H239ZM253 237H254V236H253ZM253 237H252V239H254ZM31 238H32V237H31ZM37 238H38V240H37ZM138 238L141 239V237H138ZM143 238H144V236H143ZM145 238H146V236H145ZM148 238H150V237H147L146 239L148 240ZM243 238H244V237H243ZM261 238H262V237H261ZM15 239H16V238H15ZM212 239H213V238H212ZM222 239H223V238H222ZM236 239H237V238H236ZM244 239H245V238H244ZM246 239H247V238H246ZM249 239H250V237H249ZM249 239H247L248 242H249ZM2 240H3V239H2ZM10 240H11V239H10ZM16 240H17V239H16ZM43 240H44V239H43ZM46 240L48 241V239H46ZM50 240H51V239H50ZM50 240H49V241H50ZM207 240H208V238H207ZM215 240H216V239H215ZM217 240H220V239H217ZM241 240H242V239H241ZM261 240H262V239H261ZM0 241H1V240H0ZM8 241H9V237H8ZM41 241H42V238H41ZM224 241H225V240H224ZM226 241H227V240H226ZM238 241H240V239H238L237 242H238ZM262 241H263V240H262ZM262 241H261V242H262ZM51 242H52V241H51ZM183 242H184V241H183ZM211 242H212V241H211ZM211 242L209 241V243H211ZM231 242H232V241H230L229 244H230ZM234 242H235V241H234ZM242 242L244 243V242H246V240H245V241H242ZM251 242H252V241H251ZM251 242H250V243H251ZM30 243H31V242H30ZM49 243H50V242H49ZM135 243H136V242H135ZM180 243H181V242H180ZM212 243H213V242H212ZM212 243H211V244H212ZM226 243H228V242H226ZM235 243H236V242H235ZM243 243H242V244H243ZM32 244H33V243H32ZM38 244H39V243H38ZM41 244H42V242H41ZM131 244H132V243H131ZM133 244H134V243H133ZM202 244H203V243H202ZM204 244H205V243H204ZM211 244H209V245H211ZM216 244H217V243H216ZM221 244H222V243H221ZM224 244H225V243H224ZM229 244H227L226 246H228ZM233 244H234V243H233ZM238 244H239V243H238ZM244 244H247V243H244ZM182 245H183V244H182ZM213 245H214V244H213ZM218 245H220V244H218ZM236 245H237V243H236ZM248 245H249V243H248ZM33 246H34V245H33ZM33 246L30 247V248H33ZM125 246H126V244H125ZM205 246H206V247H205ZM207 246H208V245H204V248H207ZM222 246H223V245H222ZM234 246H235V245H234ZM234 246H233V247H234ZM240 246H241V245H240ZM240 246H239V248H242V247H240ZM242 246H244V245H242ZM245 246H246V245H245ZM34 247H35V246H34ZM40 247H41V246H40ZM40 247H39V248H40ZM131 247H132V246H131ZM210 247H211V246H210ZM213 247H214V246H213ZM213 247H212V248H213ZM230 247H231V246H230ZM235 247H236V246H235ZM247 247H249V246H247ZM251 247H252V246H251ZM35 248H36V247H35ZM202 248H203V247H202ZM212 248H211V249H212ZM236 248H237V247H236ZM236 248H235V249H236ZM261 248H262V247H261ZM263 248H264V246H263ZM33 249H34V248H33ZM208 249H209V247H208ZM217 249L219 250L218 247H217ZM227 249H228V248H227ZM231 249H232V248H231ZM231 249H230V250H231ZM245 249H246V248H245ZM41 250H42V249H41ZM130 250H131V249H130ZM214 250H216V249L214 248ZM214 250H213V251H214ZM218 250H216V251H218ZM241 250H243V248H242ZM246 250H247V249H246ZM31 251H32V250H31ZM37 251L39 252V250H37ZM200 251H201V249H200ZM216 251H215V252H216ZM222 251H223V248H222ZM224 251H225V250H224ZM228 251H229V250H227V251H225V252L228 253ZM233 251H234V250H233ZM247 251H248V250H247ZM263 251H264V250H263ZM40 252H41V251H40ZM229 252H231V251H229ZM235 252H236V251H235ZM237 252L240 253L238 250H237ZM242 252H243V251H242ZM261 252H262V251H261ZM200 253H201V252H200ZM200 253H199V254H200ZM212 253H213V252H212ZM220 253H221V252H220ZM227 253H226V254H227ZM232 253H233V252H232ZM244 253H247V252H244ZM250 253L252 254L251 251H250ZM250 253H249V254H250ZM259 253H260V252H259ZM259 253H258V255H259ZM213 254H214V253H213ZM213 254H212L211 256H213ZM228 254H229V253H228ZM241 254H242V253H241ZM36 255L39 256L40 254H39V255L36 254ZM214 255H215V254H214ZM216 255H217V254H216ZM230 255H231V254H230ZM235 255H236V254H235ZM242 255H243V254H242ZM246 255H248V254H246ZM254 255H255V253H254ZM263 255H264V253H263ZM208 256H209V255H208ZM220 256H221V255H220ZM232 256H233V255H232ZM232 256H231V257H232ZM237 256H238V255H237ZM240 256H241V255H240ZM243 256H244V255H243ZM251 256H252V255H251ZM260 256H261V255H260ZM260 256H259V257H260ZM200 257H201V256H200ZM214 257H215V256H214ZM214 257H212V259H213ZM225 257H226V256H225ZM202 258H203V255H202ZM204 258H205V257H204ZM215 258H216V257H215ZM218 258H219V257H218ZM241 258H242V257H240V259H241ZM249 258H250V257H249ZM249 258H248V259H249ZM254 258H255V257H254ZM260 258H261V257H260ZM190 259H191V258H190ZM190 259H189V260H190ZM212 259H211V260H212ZM245 259H246V257H245ZM245 259L242 258V260H245ZM262 259L264 260V258H262ZM83 260H84V259H83ZM216 260H217V259H216ZM218 260H219V259H218ZM220 260L222 261L223 258L220 259ZM190 261H191V260H190ZM198 261L200 262V261H202V260H198ZM206 261H208V260H206ZM247 261H248V260H247ZM253 261H254V260H253ZM66 262H67V261H66ZM258 262H259V261H258ZM60 263H61V262H60ZM60 263H59V264H60ZM183 263H184V262H183ZM185 263H187V262H185ZM190 263H192V262H190ZM190 263H189V264H190ZM197 263H198V262H197ZM201 263H202V262H201ZM208 263H210V261H209ZM208 263H207V264H208ZM223 263L225 264V262H222L221 264H223ZM246 263H247V262H246ZM259 263H260V262H259ZM6 264H8V263H6ZM32 264H33V263H32ZM62 264H64V263H62ZM180 264H181V263H180ZM187 264H188V263H187ZM192 264H193V263H192ZM205 264H206V263H205ZM210 264H212V263H210ZM248 264H250V263H248ZM252 264H253V263H252ZM260 264H262V263H260ZM263 264H264V263H263Z\"/></svg>", "mask_w": 264, "mask_h": 264}]
</instances>
